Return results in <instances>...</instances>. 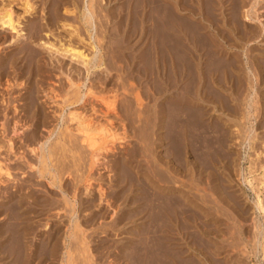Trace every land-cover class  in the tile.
Here are the masks:
<instances>
[{
	"label": "rangeland",
	"instance_id": "obj_1",
	"mask_svg": "<svg viewBox=\"0 0 264 264\" xmlns=\"http://www.w3.org/2000/svg\"><path fill=\"white\" fill-rule=\"evenodd\" d=\"M8 1H10V0H8ZM8 1L7 0H0V9L3 8L4 6H6ZM38 1L39 0H31L30 1V3L33 2L34 6H35V7L33 6L35 8L34 9L35 13L33 11L32 14L24 13V6H22V0L21 1L14 0L12 2L13 6L11 4V7H12V11L14 13L13 16H14L15 20L18 17L19 22H20L18 25L19 28L24 25L23 26L24 32H26L27 35L29 36V33H31V31L34 32L32 20L36 18V20L38 21L40 16L42 15V17L45 18L44 20H42L43 21L42 23L44 24L43 30L40 31V34L43 37L42 41L45 40V41H49L50 43H53V44L55 43L56 47H60L59 45H61V47H60L61 50L64 47H67V45L69 44L68 48L71 47V49L74 48V49H77V50L84 52V54H86L87 57L89 55L88 58H92L93 62L98 63L99 61H97V60L101 61L100 65L98 67L99 69L97 68L93 74L88 76L89 80H86V82L81 87L80 91L83 94L85 92L86 87L90 83H91L90 84L91 86L93 85L91 87V89H92L91 92H93V94L90 95L88 97V99L90 100L89 102L93 105L94 109L96 108L95 111L97 114L94 113V115L96 116V119L102 120L101 112H106L107 110H110L109 114L111 116L109 115V118L111 119V127L113 128L115 135H116V132H118L117 135L118 134L119 135L118 136L116 135L117 139L112 140L110 142H107V144L109 146L106 143L104 144V147H102L103 145H101V148H103L104 150L102 149L101 151H99L100 154H98V155H100V158H99V163L97 162L98 164L92 162V160H91L92 159V153L89 152V150H87L86 147H84V145L82 146L80 144V146H78L79 144H77V145H75L76 146L75 150H77V153H75L76 151L73 152L74 154H72V152H70V151L60 152L61 149H60V151L58 150L56 152L57 154L54 153L53 157L51 158L52 165L54 166L50 170L51 173L48 171L47 172L43 171L44 173H42L41 176L39 175V173L37 171L40 168L39 163H38L39 160L37 159V156L35 155V153L30 152V148L37 147L38 146L37 144H35V143L32 144L31 141L25 142L24 140H21V141L15 140L14 147H15V150L16 149L17 150H16V152L14 151V152L9 153L8 151H6V148H5V146H6L5 141L6 140H4V138L0 139L1 140L0 145L1 146L4 145L3 147L5 149L4 150L2 147L0 148V156H1L0 157V164H2L7 169L8 173H9V175L3 174V173L0 174V195H1L0 196V206H1L0 209L3 210V212L0 215L1 216L0 221H2L0 224V227L6 225V227L9 228V230L7 229L8 232H10L12 230L9 227V224H14V222L16 223L17 220H18L17 222L22 221L19 219L15 220L14 219L15 217L14 218L12 217L14 212L11 213L12 214L11 215L10 211L8 213L7 212L8 210L5 207L6 204L14 202L18 199H20V200L22 199L23 200V207L21 208L22 210L24 208V211H25L28 207H30L32 205L36 206V207H34V206L31 207V210L32 211L35 210L36 213L31 212L30 215L29 214H27L26 216L22 215L24 218H28V220L30 222H32L31 225H34V226L37 225L36 228H34L32 226L31 231L30 230L28 231V233L29 232L30 233H29V235H27L28 238L26 236V238H27L26 240H27V242L29 241L28 243H30V244H27V245L31 249H35L37 247L38 242L40 241V237L43 240L48 235L49 243L54 246V243L56 245L55 239L58 238L57 239V245L58 244L59 245L58 246L56 245V247H58V248H56V247L54 248L55 250L57 249L56 250L57 256L55 255L53 262L54 263L57 262L56 264H58L60 262V259L62 260L63 258H65L64 256H65V252L67 249V245L71 246L72 244H74L75 248H77V246H78V248H77L78 250L75 248H72L74 250L71 249L70 251H71V253H75V254H72V256L75 255L73 257L75 259L74 264H80V262H82V260H83L82 259L83 254H81L82 255L81 258H80V254H79V251L81 250V249H79V247L82 248V245L79 244L81 241V239H80L81 237L79 234L81 232H78L79 233L78 234L77 229H75V231H76L75 234L77 235L78 239L76 238V236H73V237L68 236V235H70V232H72L74 230V228H73L72 222H71V224H68V223H70L69 217H68V216H70V214L67 211L68 207H67V210L65 211L64 208L66 209V207H64L63 202L61 200L62 195H60V194H62L61 190H63L66 194L67 199H69L70 201L73 200V202L75 204L76 213H75L74 217H77L76 215L79 214L78 218H74V217L73 218H74V220L77 221L78 225H80L79 229H81L83 231L85 230V234L83 232L84 235L81 234V236L87 237L89 234L88 237H90V238L84 237V239L87 241L89 247L91 246L90 247L91 249L89 248L90 252H92L94 250V248L95 249L97 248L99 250V251H97V249H96L95 251H93V254L95 255V257L99 258V260H98L95 257H93L95 259V262L97 260V262L99 261L98 263H100V264H102L103 262L105 264H123V263L124 264H133V262H135V260H132V259H134L133 258L135 256L134 253H136L135 249L133 248V245L139 239V237H137V234H138L137 231L138 230L140 231V229L145 227V225L143 224V223H145V221H146V223L147 222L150 223L151 217H152V216H150L152 214L151 209L153 207V204L155 203L151 199H154L152 191H154L156 188H154L152 186L150 189L149 186L151 185V182L156 184L159 178L156 175L157 173H155L156 170H153V169L155 167H156L155 169L161 168L159 170L163 169L166 172V168L160 167V165H159L160 163L158 162L157 159H158V157L162 158L163 155L167 156L168 153L164 151L166 149V146H167V142H166L168 139L167 135L173 127V129H175V128L177 129V130L176 129L173 130V133H175L176 136L182 135L181 136V139L183 142V143H181V146L183 147L182 150L184 148L188 149V150L187 151L183 150L184 153H186V155L182 151V153H183L182 157L183 156H185V157H183L184 160H183V158H182V160L180 159L181 162L179 161L178 158L175 159V156L173 154L172 155L174 157L172 155H170L173 168L175 169V171H179V173L178 172H175V173L173 172V174L171 173V175H172L171 177H173V176L175 177V178L173 177L172 179L173 180L175 179L174 181L177 184L173 181V186H172V184H170V185L174 188V195L176 194V196H178L179 198H181L180 196H184V195L186 196V197L184 196L183 201L185 200L184 204H187L189 206L188 211H187L188 213H186L187 216H189L190 214L191 215L193 214L192 216L190 215L192 217V219H190V216H189L188 224L190 223L189 225H191V226H188L187 230H186V228H184V226H182L183 222L180 221L179 225H181V226H179L178 223H175V226H177V227L174 228V233L176 231L177 235L174 234L175 237H174L173 241L176 239H178V240H176L177 243L174 242L173 246L176 247L177 250L179 248L180 249L182 248L181 250H183V251H181L179 249L181 251L182 256H181V254H178L177 256L175 255V257L173 256V258H174L173 261H175V259L179 258L178 261L180 259L183 261V262L179 261L181 264H264V255L261 252V247H259L260 243L262 241L261 237L264 235V234H261V233H264L263 232L264 231V210L261 212V211L257 210V208H255V202H256V192L255 191L257 190L256 188L258 185L257 178L259 179L261 177L260 175H262V172L260 170V165H262L264 162V145H262V144H264V139H263L264 138V100H263L264 99V24H263L264 23V0H220V1L219 0H208L211 2H206L204 0H190V1L184 0V2L182 0H179L180 2L178 0L177 1L175 0L176 2L175 1L173 2V0L172 1L169 0V2L172 3V5L174 4V7L176 6L175 8L174 7L172 8L173 14H174L175 10H176V13H178V14L173 15V16L176 15V17L178 15L177 18L173 17V20H174L173 26L175 27L174 31H173V33H174L173 34V41L175 42V39L178 41L176 42L177 44L175 43L176 47L174 46V42L172 43L173 44V47H172L173 50L171 49L172 55L171 54L170 55L173 58L170 56H167V58L168 57H170V58L167 59L166 62L168 61V63H169L170 59H171V61L173 59L174 62L176 60V64H177V65L175 64L176 66L173 64L171 65V64H168L166 62H163V60H160L161 58L158 59L160 57L159 52H158L159 57L156 55L157 54V48H156L157 44H155V41L157 42L158 39H157V37H154V39H152L153 33L155 32L154 36H157V34H156L155 30L152 33V31H153L152 27L154 29L156 27H155V25L153 26V24H152V23H155V22H153L154 19L152 18V23L150 20V18L153 17V15H154V12H153L154 6H152V4H154V3H152L151 0L149 2L147 0H145L146 4L144 3V1H143V3L140 4L139 0H137V1L136 0H94V1L93 0H90V1L89 0H61L60 5L58 6V9H57V14L60 15V17H62V18H61V20H59V22H56V24L54 23L53 25H50V26L46 25V22H47L46 18L48 17L49 12H51L50 10H52L51 2L53 0H50V2L48 1L47 2L48 5L46 4L45 7L42 6L40 4V2H38ZM91 1H92V3L90 4V7H88V8L91 9L93 21L91 22V25H87L81 21L83 19L80 16V14L86 6H89V3ZM128 1H130L129 3H131V4H129ZM185 1H187L186 2L187 5H184V4H186ZM194 1L196 2V4L199 7L195 6L196 4ZM203 1L205 2L204 6H203V4L200 5L201 3H203ZM5 2H6V4H5ZM161 2H163V1H161ZM190 2H191V4H190ZM149 3H152V4L147 5ZM180 3H182L183 5L182 4L180 5ZM208 3H211V4H209V6H211L214 9V10H212V12H211L212 8H210L209 10L206 9V7H209V6H207ZM142 4H144L145 6L147 5L146 6L147 9H145L146 7L144 5L142 6ZM214 4H216V5H214ZM218 4H220V6ZM252 4H255V5H253L251 7ZM137 5H139L138 8H137ZM188 5H189V7H188ZM148 6H149V8L151 6L152 10H149ZM181 6H183V8ZM191 6H193V7H191ZM217 6H218V8H217ZM221 6L224 8H222ZM41 7L44 8L43 13L38 12L41 10ZM139 7H140V10L142 9L141 11L139 10V12H142V11H144V12L139 13L138 12ZM177 7H180L178 9H182L183 12H181L182 10L179 11L177 9ZM184 7L185 8L188 7L187 10L184 9ZM201 7H202V9H201ZM92 8L94 10H92ZM192 8L193 9L195 8L194 10H196V11H194ZM249 9H250V11H249ZM216 10H219V11H216ZM246 10L249 13H245ZM184 11H185V13H184ZM203 11L206 13H204ZM213 11L216 12V13L214 12L216 14L215 16H213L214 15ZM72 12H74V13L72 14ZM93 12H94V14H93ZM146 12L149 14L148 17H146L148 15ZM152 12H153V14H152V16H150ZM207 12H209V13L211 12L212 14H210V16H208L209 14ZM251 12H253L254 15ZM95 13L98 15V17L100 19H98V17L97 18L93 17V15L97 16V15H95ZM144 13L146 14V16ZM179 14H181V15H179ZM246 14L248 15V18H246V16H247ZM76 15L78 18L75 17ZM99 15H101V17ZM104 15L105 16L107 15V16L105 17ZM199 15H200V17H199ZM211 15L215 18L213 19L211 17ZM182 16H183V18H182ZM184 16L185 17L187 16L188 18L187 17L186 18L189 20L186 21L187 19ZM205 17H206V19H205ZM181 18L183 19V21L181 20ZM21 19H23V20L21 21ZM179 19H180L181 23L184 22L183 24H185V22H186L185 26H187V22L191 21V19L194 20L195 22L193 21L192 23H194L198 27L200 26L199 29H201V30H199V32H198L200 34V36L197 35L198 36L197 37V36H194L192 34V36H193L192 37L191 33H190V37L188 39L187 35L189 34V30L187 29L188 31H186L185 30L186 27L184 29V25H182L183 28L181 27V24L178 21ZM212 19H213L214 23L212 21V23L210 24ZM248 19H250V20H248ZM77 20H78V22H77ZM175 20H176V22H175ZM206 20L209 22H206ZM177 22H179V23H177ZM222 22L223 23L225 22L224 25L221 24ZM22 23H23V25H22ZM57 23H61V24L58 25ZM175 24L179 26L178 28L180 30L177 28V26ZM63 25H65V26H63ZM93 25L98 26V27L96 26V29H98L97 31L95 29V26H93ZM202 25H203V27H202ZM204 25H207V26H204ZM214 26H216L217 30L215 29ZM219 26H220V28H219ZM78 27H80L82 32H84L83 34H82V32L80 33V35L77 34L76 31H78V32L81 31V30H79ZM92 27H93V29H92ZM150 27H151V29H150ZM180 27L184 30V32H183V30H181ZM88 28H90L89 29L90 31L88 30ZM203 28L207 29V31L204 30ZM103 29H104L105 35H102ZM175 29H176V32H175ZM99 30H101V32ZM202 30L204 31L203 34H202ZM221 30L223 31V34L221 33L222 32ZM98 31L100 33H102V34H100V35H102L101 38H100V36L98 37ZM1 32H2V30H1ZM207 32H209V34ZM8 33H10V32H8ZM186 33H187V35H186ZM204 33L206 34V37L204 39H202V41H201V38L204 37V35H205ZM96 34H97V38H96ZM11 35H12V33H11ZM175 35H177V36L180 35L181 38L177 39L179 37H177ZM210 35H211V37H210ZM213 35H214V37H213ZM88 36H90V37H88ZM149 37H150V39H149ZM195 37H197V38H195ZM89 38H90V40H89ZM102 38H105V39H102ZM185 39H188V40H186V42L184 44ZM190 39H192V41H190ZM213 39L214 40L216 39L215 40L216 42L214 41V43H213ZM193 40H194V42H193ZM205 40H207V42L210 41V44H209V42L208 43L206 42L207 44L210 45V47L206 43H204ZM70 41H71V43H70ZM181 41H183V42H181ZM196 41H199V42L201 41V42L199 44L198 42L196 43ZM24 42L29 43V39H25ZM100 42H102V45ZM124 42H126V43H124ZM202 42L204 43V44H202L204 46L203 49H202L203 46L200 47ZM98 43H100V45ZM186 43H187V45H186ZM194 43L196 44V50H194L195 49ZM147 44H148V46H147ZM151 44L152 45L154 44L153 47H151L152 46ZM182 44L184 46L188 47L189 49L191 48L192 51L190 52L191 49L187 51L188 48H186V47L184 48V46ZM189 44L193 45V46H190ZM198 44L200 46H198ZM205 44L207 47H205ZM181 45L183 46V48L180 47ZM6 46L7 45H3V46L1 45L0 46V55H5L7 52H10L12 50V54H10L11 55L10 57L14 56L16 54L17 50L15 51L12 48H10V47L8 48ZM73 46H75V47H73ZM93 46H94V48H93ZM154 46H156V47H154ZM218 46H220V48H218ZM32 47H34V46H32ZM101 47H102V49H101ZM124 47L125 48L128 47L129 50H125ZM214 47H216V49H218L217 51L222 50V51H219L220 54L218 52H216V49ZM224 47H226V48L224 49ZM34 48H35V50L38 49L37 51H39V56L42 57V59L44 61L46 60L48 62V60H49L48 52L44 49L42 50L39 47L37 48V46ZM119 48H120V50L122 49L123 51L121 50L122 51L121 52L119 50ZM177 48H179L178 51H180V49H182V50H184V52L188 53V55L184 54L185 56L182 57V59L184 60V63L179 59L180 54H178L179 56H177V54H176L179 52L178 51L173 52ZM199 48H201V49H199ZM206 48H207V51H206ZM104 49H106V50L103 51ZM209 49H210V51H209ZM107 50L110 52V54L108 53ZM116 50L119 52H117ZM152 50H155L156 53H155V51H152ZM200 50H201V52H200ZM202 50H204V51H202ZM212 50H213V52L214 51L216 52L213 54V56H212ZM45 51L47 54L45 53ZM102 51H103V53H101ZM193 51H194V53L195 52L196 53L194 54ZM94 52H95V55H93ZM151 52H153V56H152ZM90 53L93 55L92 57H91ZM96 53H97V55H96ZM106 53H108V55ZM190 53H191V55L194 54L192 56L193 59H192ZM207 53H208V55H210V59H208L209 56L206 55ZM198 54H200V55H198ZM216 54H219V56H217L218 59L214 57V55H216ZM150 55L153 57L154 61L152 60V57ZM173 55L177 56V58L176 57L174 58ZM203 55H204V57H203ZM235 55H236V57H235ZM95 56H96L97 60H95ZM103 56H106V58H104ZM211 57H213V59L214 58L217 59L218 63H217V60H215V59L213 60ZM219 57H220V60L222 59L221 60L222 64L220 63V65H222V66H220V67H223V68H220L217 65L220 62ZM148 58L150 60H148ZM190 58L192 60H190ZM197 58H198V60H197ZM157 60L160 62L159 66L161 65V63L164 64V65L162 64L160 66V67H162L161 68L162 70L159 69L160 67L158 66ZM204 60H206L205 62H207V63H205ZM63 61H65V63H66V62H69V59H67L65 57L63 59ZM105 61H106V64L104 65ZM150 61H152V62H150ZM177 61H179V62H177ZM213 61H216L217 64H215ZM26 62H27V60H26ZM185 62H186V64L187 63L188 64L186 65ZM208 62H210V63L212 62L211 64H215L216 68H215V65H210V63L208 64ZM178 63L180 64L179 67H178V65H179ZM181 63H183L182 64L183 68L181 66ZM166 64H168V65H166ZM191 64H192V66L194 65L193 69H196V70H193L194 72H197V70H198V72L195 73L198 76L194 75V77L196 79L193 76L189 77V75L191 73L193 75V72H191V73L187 72V70L189 71L192 69ZM205 64L207 65L206 70H205V68H206ZM169 65H170V68L168 67ZM209 65L211 67V71L208 70ZM24 66L26 67V73H27L29 70V66H30L29 62L24 64ZM213 66H214L213 70L216 69L219 71L221 69L220 70L221 72L215 71V74L213 75V73H214L212 70ZM151 67H152V69L155 68V70H151ZM188 67H191V68H188ZM197 67H198V69H197ZM164 68H165L166 72H165ZM176 68L177 69L180 68L179 71H177ZM202 68H204V69H202ZM156 69H157V71H156ZM224 69H226V70H224ZM163 70H164V72H163ZM180 70H181V72L183 71V73H180ZM199 70L201 71V73L199 72ZM173 71L175 72V74L170 75V72L174 73ZM204 71H209L210 74H209V72H204ZM225 71H227V72H225ZM153 72L156 73V75L155 74L152 75ZM161 72H162V74L164 73L163 74L164 76L162 74H160ZM26 73H25V77H24L25 80L23 79L22 81L24 83H26V87H29L30 85H32L30 87L31 94H34L37 97V100H36L37 103L36 104L39 107V111L44 110L42 112L46 113L47 116L52 117L53 113L51 111H53L54 105H55L54 103L52 104V102L54 100L50 99L48 97H45L44 93H42V91H40V90H43V88H46V85H47V87L50 86L51 84L58 86L59 82H57L56 80H58V78H60L61 82L63 83L65 81V77L63 75H59L60 76L59 77L57 75L58 70L54 69V71H52V72L49 71V72L45 73V75H47L46 76L47 79L44 80V82L46 84L45 85V84H40V81L42 79L39 78L38 75L37 76L33 75V77H32L28 73L27 74ZM178 73H179V77H178ZM220 73H222L223 75L221 76ZM166 74L172 76V77L168 76L169 78H171L170 79L171 81H169L168 77H167L168 79H166V76H167ZM182 74L184 76L186 74V76L192 81L188 80L187 77L186 76L184 77ZM187 74H189V75H187ZM203 74L204 75L207 74L208 75V76L206 75L207 78L206 77L204 78ZM160 75L162 76V79L159 78ZM91 76H93V77H91ZM153 76H155V77H153ZM180 76H182V78ZM212 76L214 79L212 78ZM219 76H221V77L219 78ZM61 77L64 80H62ZM96 77L101 78V80L98 79V81H99L98 82L96 80L97 79ZM113 77H114V79H113ZM120 77H121V79H120ZM91 78H93V79H91ZM158 78L160 80H162L163 83H161V81ZM191 78H193V79H191ZM216 78H218L220 81L223 80L224 83H223V81H221L222 83H220V85H219V83L217 81L218 79H216ZM35 79H37L36 81L39 83V84L37 83V85H39V87L41 89L33 85L36 82ZM107 79H108L109 83H108ZM177 79H178V82H176ZM204 79H205V81H204ZM210 79H212V81H214V82H212ZM32 80H33V82H32ZM90 80L92 82H90ZM155 80H158L159 82H156ZM165 80H167V82ZM186 80H188V81H186ZM206 80H207V83H206ZM10 81L14 83V80L12 81V79H11ZM27 81L30 82V85ZM93 81H95V82H93ZM173 81L176 83V84H173L175 89L172 86ZM183 81H185V82H183ZM203 81H204V83H203ZM208 81H209V85H208L209 88H207V90H206L204 87L205 86L207 87ZM2 82H4V80ZM170 82H172V83H170ZM186 82L189 85V87H188V85L187 86L185 85ZM192 82H194L195 84H196V82H198V83L195 85ZM101 83L103 85H101ZM190 83L193 84L192 86H195L194 89H196V90H194L192 88V86H190ZM210 83H212L213 86H211ZM63 84H66V81ZM160 84L162 86H159ZM216 84H217V86H216ZM221 84L225 87L223 88V86ZM168 85H170L169 88H167ZM184 85H185V87H184ZM197 85L198 86L200 85V87H199V88H201L200 90H199ZM171 86L173 88H171ZM163 87H165V88H163ZM202 87H203V91L205 89V92L207 94L211 95V93H212L213 96L210 98L209 95L207 96V94H205V92H202ZM212 87H214V89ZM2 88H3V86L0 85V90ZM13 88H15V89H13ZM13 88H12L13 90L12 89L11 90L14 93L10 91L11 95L6 94L7 97L5 96V98H9L12 100L17 99L18 96L20 97V95H22L26 92V90L23 89L24 88L23 86L22 87L19 86V88L16 86H13ZM31 88H33V89H31ZM37 88L40 90H37ZM190 88L193 89L194 93L191 92L192 89H190ZM112 89H113V91H112ZM187 89H188V91H187ZM18 90H20V91H18ZM175 90L178 91V93ZM184 90H186V94H184L185 93V92H183ZM1 91H3V90H1ZM36 91H37V93H36ZM161 91H162V94L160 93ZM168 91H171V92L169 93ZM172 91H174L173 92L174 95L176 93L177 96L176 95L172 96L173 95ZM189 91L192 94V96L189 93ZM195 91L198 95H196ZM199 91H201V92L199 93ZM218 91L222 94H220V93L218 94ZM62 92H60V93L58 92L60 94V97L58 96V100L56 98V101L59 102L60 104L67 103L68 98H69L68 95L64 96V92L63 93ZM182 92H183V94H181V95H186L187 97L182 96L183 98H181L180 93H182ZM1 94L2 93L0 92V95ZM12 94L14 96H12ZM157 94H159L161 96H159V98H157L158 97ZM170 94L172 97H170ZM200 94L201 95L204 94L205 95L204 97L205 98L208 97L207 98L208 100L203 98V95L201 97ZM178 95L180 97H178ZM216 95L218 96L219 99L217 97L214 99V96H216ZM230 95H232V96H230ZM189 96L191 98L194 96L195 97L191 99ZM40 97H41V99H40ZM173 97H175V99ZM180 98L182 99V102H181ZM187 98H189L190 100L189 99L187 100ZM199 98H202L203 101H205V103L203 101H201L202 99H199ZM62 99L64 101H62ZM176 99H177V101L178 100L179 101L178 102L175 101ZM197 99L200 100L201 103ZM212 99H214V101ZM216 99H217V103L220 100L219 101L220 104L219 103L215 104ZM242 99H243V101H241ZM251 99H252V101H251ZM186 100L188 101L186 103H189L188 104L189 106H191V103L194 100H197L196 103L194 101L195 104L192 103V106L197 105L199 103L196 106L197 109L203 108V110L201 109V111L203 113L201 121H203V122L205 121V123H203V125H204L202 127L203 129H201V127H200L201 132H199L200 130H198L197 136H195V137H193L192 135H196V132H195L196 130L193 131V134H192L191 127L186 122H184V123L181 122L182 123L181 127H180V124H178V125L176 124L177 127L181 128L178 131V128L175 126L176 122H174L173 117L170 116L172 114L170 113L169 109L171 107H173L172 104L174 102H175V104H177L179 102H181V103L184 102V104H185ZM206 100L209 102L211 101V102L207 103ZM221 100H223V101H221ZM222 102H224V104L226 103L227 105H224ZM19 103L21 104L22 102H19ZM170 103H172V104L170 105ZM202 103H203V105H202ZM206 103H207V105H206ZM50 106H52V107H50ZM74 106H70V107L65 108V111L63 113V121H61V119H60L58 124L56 125V121L53 120L52 118H49L47 126L51 129L56 125V128H55L56 133L58 132V129H60V130L64 129V126L68 123L67 122L68 121L67 112H69V110ZM157 106L160 107L161 110L164 108L165 114H164V110H162V111L160 109L158 110ZM223 106H225V107L223 108ZM226 106L229 108L226 109ZM231 106H232V109H230ZM0 107H1V105H0ZM87 107H89V106H87ZM167 107L168 108L170 107V108L167 109ZM196 107H194V108H196ZM2 108L3 107L0 108V134L3 133V130L1 128V124L3 123L5 125V134H8L11 136L12 126L10 124H11V120L13 118L12 117V111H11V109H10V111H8V110L3 111L4 109H2ZM112 108H113L114 112L111 111ZM155 108H157V109H155ZM204 108H205V110H204ZM32 109H36V108H34V106L32 107L30 105L29 110H32ZM166 109H167V111H166ZM228 109H230V110H228ZM119 110H120V113H118ZM231 110H233V111H231ZM3 113H8L6 116L7 117L10 116V117L9 118L6 117L5 119H1V116L4 115ZM155 113H157V114H155ZM161 113L164 114L163 116H165V117H163ZM118 114H119V116H118ZM153 114H155V115H153ZM120 115L122 117H120ZM246 115H249V116H246ZM137 116H139L140 119H139V117L137 118ZM154 116H155V118H154ZM115 117L118 119H115ZM170 117H172L171 119H173V120H171ZM66 118H67V120H66ZM161 118H163V119H161ZM165 118H166V122L164 121ZM245 118H247V119H245ZM183 119H185V117H183ZM114 120H116V122ZM160 120H161V123L159 124ZM162 121H164L165 123ZM223 121H224V123H223ZM64 122H67V123H64ZM162 123L165 124L166 126H164ZM185 123H186V125H188L190 127V128L189 127H187V128L190 129L191 133L189 132V130L187 131V128H185V126H186V125H184ZM152 124H153V126H152ZM159 125H160V127H159ZM167 126L168 127L170 126L171 129L168 128ZM214 126H216V127H214ZM39 127H40V129H39ZM39 127L35 128L34 125L32 124V122H28V124L24 128L19 129V131L24 130V132L28 131L30 133L34 130L37 133H41V134L43 133L44 134L46 132V129H49L48 127H46V128L44 126L42 127V125H40ZM152 127H156V128L152 129ZM164 127L170 129V130L166 129L168 133H165L166 131H165ZM157 128H159V129H157ZM156 130H158V131H156ZM181 130L183 133L181 132ZM198 132H199V135H198ZM141 133H143V134H141ZM188 133H190V135H188ZM146 134H147V137H146ZM158 135H162V136L165 135L163 138H165L167 136L166 137L167 139L166 138L164 139L165 143L163 141L159 142V140L157 138ZM200 135H202V136H200ZM191 136H192V140H194V142H196L197 145H198V142H201V143H199L200 145L197 146L196 144H194V142L188 141L189 143L192 142V143H190L191 145L194 144L192 146L189 145V143L187 142V140L185 138H187L188 140H191ZM198 136L201 137L199 140H198V138H199ZM196 137H198V138H196ZM156 139H157V141H156ZM181 139H180V142H181ZM151 141L154 143H152ZM222 141L224 144H221ZM162 142H163V144H162ZM182 144H184L187 148L185 146H183ZM163 145H165L164 146L165 149H164V147L161 148V146H163ZM50 146L51 145L49 143L45 147L48 148ZM75 146H74V148H75ZM144 146H146V147H144ZM189 146H191V147H189ZM199 146H201L200 147L201 149L199 148ZM196 147L199 148V150H200V151L197 150L196 152H198V154L199 153H201V154L196 155L197 153L196 154L194 153L195 155H192L191 154L192 151L193 152H195V151L191 150V149L192 148L196 149ZM66 148L69 149L68 146ZM189 148H191V149L189 150ZM144 149H145V151H144ZM154 149H155V151L152 152ZM162 150L165 154H163ZM78 151H80V152H78ZM187 153H189V154H187ZM210 153H212V154H210ZM152 154H153V159H152ZM161 154H162V156H161ZM75 156H76V158H75ZM172 157H173V159H172ZM195 157L196 158L200 157V158L199 159L197 158L198 159L197 160V159H195ZM174 159H175L176 163L174 162ZM186 159H188V160L191 159V160L188 162ZM141 160H143V161H141ZM78 161H80V162H78ZM152 161L154 162V164H152L153 163ZM182 161H184V162H182ZM194 161H196V162L194 163ZM4 162H6V164ZM89 162H90V164L92 163L91 164L92 166L93 165L94 166L91 167ZM156 162H158V163L156 164ZM62 163H64V164H62ZM179 163H181V164L183 163V165L181 166V164L179 165ZM35 164H36V169H35ZM137 164L139 167L137 166ZM175 164L181 166V168ZM194 164H196V165H194ZM6 165H8V166H6ZM145 165H146V167H145ZM183 166H187L186 168L184 167L187 170H185L183 168ZM148 167H149V169H148ZM196 167H198V170ZM54 168H55V170H54ZM136 168L137 169L140 168V169H138V171H137ZM190 168H191V170H190ZM102 169H103V171H102ZM146 169H148V170H146ZM182 169H184V170H182ZM141 170L142 171L145 170V171L142 172ZM159 170H157V171H159ZM199 170L201 172H199ZM183 171L184 172L186 171V172L183 174H180ZM141 172H142V174H141ZM186 173H187V176H186ZM52 174L56 176L55 183H54V179H52L53 178V176H51ZM123 174H125V175H123ZM136 174H137V177H136ZM154 177H155V179H154ZM186 177H187V179H186ZM116 178L118 180H116ZM58 179H60V181ZM86 179H88L89 181ZM131 179H133V181ZM142 179L144 180V181H142L143 183L141 182ZM148 179H149V182L147 181ZM84 180H86V181L84 182ZM113 180H114V182H113ZM115 180H116V182H115ZM118 181H121L119 183V185L117 184ZM138 181L140 184L142 183L141 185H143V184L145 185V183L148 182V183H146L147 185H145L147 187L139 185L137 183ZM248 181H249V183H248ZM130 182L132 183V185ZM52 183L55 187L52 185ZM101 184H102V186H101ZM158 184L159 185H165L164 183L162 184L159 182H158ZM174 184H175V186H174ZM99 185H100V187H99ZM114 185L118 186L119 188H116V186H114ZM63 186H64V188H63ZM87 187H89V188H87ZM101 187L103 189H98ZM143 187H145L144 189L148 190V192L152 193V194H150V196L152 195V197L149 196V194L146 190H144V191L141 190ZM258 187L260 188V197H261V199L263 201V205H264V186H258ZM217 188L219 191L217 190ZM215 189H216V191H215ZM123 190H124V192H122ZM175 190L176 191L178 190V191L176 192ZM98 191H100L102 193L101 197L98 196L100 193V192L98 193ZM120 191L122 193H120ZM145 191L147 192L146 195H145ZM141 192H143V193H141ZM103 193H106V194H104V197H103ZM10 194L13 196L16 195L14 197V199H15L14 201L13 200L11 201V198L9 197ZM118 194H121V197H119L120 195L118 196ZM130 194H131V196H130ZM147 194L149 197L147 196ZM180 194H182V195H180ZM132 195H134V196H132ZM144 195L147 196L148 198L143 197ZM124 197H125V199H124ZM133 197H136V198L134 199ZM92 198H94V199H92ZM102 198H103V200H102ZM140 198H142V201L140 200ZM149 198H150V200H149ZM34 199H36V200H34ZM99 199L101 200V202ZM143 199H146V200L148 199L147 201H149V203H148V204H150L149 206H151V204L154 202L152 204V207H147L146 212L144 211L145 210L144 207L146 208V206H148V204H147V201L144 200V201H146V203H145L143 201ZM92 200L93 201L96 200V201H94V203H93ZM132 200H136L137 202L136 201L134 202ZM104 201H106V203ZM123 201H125V203ZM183 201L181 203H183ZM3 202L6 204H4ZM31 202H33L32 205H30ZM82 202H83V204H80ZM97 202H98V204H97ZM138 202L141 204L143 203L142 204V208H143L142 211L144 213L142 212L141 214H139V215L137 214V216H136V215H134L135 213L133 214L132 212H134L136 210H138V211L140 210L139 208H141V206H140L141 204H139ZM190 202H192V203L190 204ZM93 204H95V205L93 206ZM193 205H194V208L192 207ZM3 206L6 209L2 208ZM109 206H113L114 208H112V210H111V207H109ZM117 206L119 208H122V209L119 210V208ZM137 206H140V207L137 208ZM59 207H60V209H58ZM85 207H87V208H85ZM200 207L201 208L203 207V210ZM115 208H116V210H115ZM189 208H191V209L189 210ZM149 209L151 212L148 211ZM191 210L193 212L190 213L189 211H191ZM198 210H201V212H199L200 214L198 213ZM114 211H116V212H114ZM118 211L120 212V214L123 211L122 214L124 216L119 215ZM113 212L116 215L118 214L117 216H119V218H116L117 221L113 220V222L115 221L114 223H112V221H111L112 219H115V217H116V216L113 217V214H114ZM125 212H126V214H124ZM195 212L198 213V214H196L197 216L194 215ZM4 213L6 214V216ZM90 213L92 215H90ZM95 213L97 215H95ZM149 213H151V214L147 217L148 219H146V214H149ZM3 214H4V216H3ZM7 214H8V216H10L12 218H9L7 216ZM131 214H133L132 216L133 217L135 216V217L133 218L132 216H128ZM2 216L6 217V218H3ZM95 216H96L97 220H96ZM99 216H102L101 220H100ZM121 217H122V219H120ZM129 217L133 218L132 221H131V219H129ZM193 217H196V218L194 219ZM67 218H68V220H67ZM123 218H124V220H123ZM35 219H37V220H35ZM78 219H79V221H78ZM89 219H91L90 222H88ZM12 220H13V223H12ZM28 220L26 219V221H28ZM125 220H128L129 224L127 223V221L125 222ZM133 220H134V222H133ZM8 221L9 222L11 221V223H8ZM92 221H94V222H92ZM190 221H193V222H190ZM79 222H80V224H79ZM95 222L98 224H96ZM100 222L105 223V224H102V226L104 228L100 227L101 226V225H99ZM117 222L118 223L120 222L119 226H118V224L115 225V223H117ZM87 223L88 224L90 223L89 225H91L92 223H95V225L94 226L92 225L90 227L88 225V227H89V229H88V227L86 226ZM109 223L114 224L111 227V229H116L118 232H116V230H114V231L111 230L110 227H108V226H110L112 224H109ZM149 223H147V225ZM45 224L47 226H45ZM120 224H121V226H120ZM125 224L127 225V228H125L126 227ZM188 224L186 223V226ZM98 225H99V227H98ZM106 225H108V226H106ZM196 226H198L199 228ZM6 227H4V229L1 227L0 229L1 230L3 229L4 234L5 233L9 234L6 232V229H5ZM106 227H107V229H106ZM200 227L202 229H200ZM70 228H72V229H70ZM123 228H125L127 230H125ZM136 228H137V230L135 232ZM180 228H181V230L183 228H184V230H186V231L182 230L183 232H185V235H182L183 232H181ZM69 229H70V231H69ZM104 229H106V230H104ZM120 229H121V231H119ZM93 230L95 233L93 232ZM103 230H104V232H103ZM108 230H109V232H106ZM35 231H36V233H35ZM91 232L93 233V235ZM180 232H181V234H180ZM51 233H53V235ZM49 234H51V235H49ZM57 234L59 236L62 235V237H63L62 240L60 239L61 237L59 238V236ZM86 234H87V236H86ZM198 234H199V236H198ZM40 235H42V236H40ZM54 235H56V236H54ZM103 236L105 237V240L103 239L104 238ZM184 236H185V238H184ZM187 236H188V238H186ZM38 237H39V240H38ZM72 238H74V239H72ZM75 238L77 239L76 242H74ZM51 239L54 240V242L51 241ZM90 239H92V240L90 241ZM58 240L61 241L62 243L61 242L59 243ZM78 240H79V243H77ZM129 240H130V242H129ZM69 241H71L73 243H71L69 245V243H70ZM212 241H213V243H212ZM34 242H36V244ZM99 242L100 243L105 242V245H107V247L102 243L100 244ZM181 242H183V243H181ZM202 242H203V244H202ZM204 243H207V244L209 243V245H206ZM97 244H99V245H97ZM109 244H111V246ZM117 244H119V245H117ZM143 244H144V241L141 242V246H140L141 248L143 247V249L140 250V251H142V252H140L141 254L146 253L144 246H142ZM30 245L31 246L33 245V246L31 247ZM179 245H181L182 247ZM188 245H189V248H188ZM112 246H115V247H112ZM118 246H124V249L126 248V250L123 249L124 251H122V254L125 251L127 252L126 254L125 253L123 254L124 256H126V258L123 255H121V253L117 250ZM206 246H208V247H206ZM33 247H35V248H33ZM30 248H29V250H30ZM112 248H116V249H112ZM105 249L107 252L112 251V254H111V252L107 253L106 251H105L106 252L105 253L104 252ZM194 249H196V250H194ZM187 250H188V252H187ZM57 252H58V254H57ZM81 252L82 251H80V253ZM114 252H116L117 254H115ZM182 252H185V254ZM128 253H131L132 258L129 257L130 255H128ZM96 254H98L100 257ZM118 254L121 256L122 259L125 258V260H127V261L122 260V259L119 260L120 256ZM143 254L141 256V257H143V259L141 258L142 262H146V260H148V258L150 259V257L147 256L148 254H145V257L147 256L148 258H145ZM76 255H78L77 257H79L78 260L82 259L81 261L79 260L78 263L75 262V261H77L76 260L77 258H75ZM178 256H180V257H178ZM60 257H62V258H60ZM83 258H84V256H83ZM116 261H118L119 263H117ZM120 261H122V262H120ZM97 262H96V264H98ZM177 262L175 261V264H177ZM48 263L46 262V264H48ZM180 263H178V264H180ZM143 264H145V263H143Z\"/></svg>",
	"mask_w": 264,
	"mask_h": 264
},
{
	"label": "bare ground",
	"instance_id": "obj_2",
	"mask_svg": "<svg viewBox=\"0 0 264 264\" xmlns=\"http://www.w3.org/2000/svg\"><path fill=\"white\" fill-rule=\"evenodd\" d=\"M8 1V0H7ZM14 0H10V1H8V3L6 4V2H5V4H6V6H4L3 8H1L0 9V46L2 45H7L6 47H10V48H12L13 50H17L16 51V54L14 55V56H12V57H10L11 55L10 54H12V50L10 51V52H5L6 54L5 55H0V85L1 86H3V88L1 89V90H3V91H1L0 90V92L2 93L1 95H0V105H1V107H3L2 109H4L3 111H5V110H8V111H10V109H11V111H12V120H11V126H12V130H11V136L10 135H8V134H5V125L2 123L1 124V128H2V130H3V133H1L0 134V139H2V138H4V140H6L5 141V144H6V146H5V148H6V151H8L9 153L10 152H16V150H15V147H14V145H15V140H24L25 142H28V141H31L32 142V144L33 143H35V144H37L38 146L37 147H32V148H30V152L31 153H35V155L37 156V159L39 160L38 161V163H39V166H40V168L37 170L38 171V173H39V175L41 176V174L42 173H44L43 171H48V172H50V170H51V168L52 167H54L53 165H52V162H51V158L53 157V155H54V153H56L58 150L60 151V149H61V151L60 152H64V151H70V152H72V154H74L73 152L74 151H76L75 153H77V150H75L76 149V146L75 145H77V144H79L78 146H80V144L83 146L84 145V147H86V149L87 150H89V152H91L92 153V162H94V163H96V164H98L99 163V158H100V155H98V154H100V152L99 151H101L103 148H101V145H103L102 147H104V144L106 143L107 144V142H110V141H112V140H115V139H117V136L119 135H117V133L118 132H116V135H115V133H114V131H113V128L111 127V119L109 118V113H110V110H107L106 112H101V115H102V120H98V119H96V116L94 115V113L95 114H97L96 113V111H95V109H94V107H93V105L89 102L90 100L88 99V97L90 96V95H92L93 94V92H91V87L93 86H91L89 83V85L86 87V89H85V92L82 94L81 93V91H80V89H81V87L83 86V84L86 82V80H89V78H88V76L89 75H91V74H93L95 71H96V69L99 67V65H100V60H97L96 59V56H95V60H97V61H99L98 63H95V62H93L92 61V58H88L89 57V55H88V57L86 56V54H84V52H82V51H80V50H77V49H74L73 47H75V46H73L72 48L73 49H71V47L70 48H68V45H67V47H64L62 50H61V45H59L60 47H56L55 46V43L53 44V43H50L49 41H42L43 40V37H42V35L40 34V31H42L43 30V21L42 20H44L45 18L44 17H42V15L40 16V18H39V20L37 21L36 20V18L35 19H33L32 21H33V29H34V32H32L31 31V33H29V36L27 35V33L26 32H24V29H23V23H22V27H20L19 28V19H18V17H17V19L15 20V18H14V16H13V11H12V7H11V4H12V2H13ZM19 1H21V0H19ZM30 1L31 0H22V6H24V13H29V14H32V12L34 11V13H35V6H34V3L32 4V3H30ZM50 2V0H39L38 2H40V4L42 5V6H44L45 7V5L47 4V2ZM60 1L61 0H53L52 2H51V8H52V10H50L51 12H49V15H48V17L46 18V25H48V26H50V25H53L54 23L56 24V22H59V20H61V18L62 17H60V15H58L57 14V9H58V6L60 5ZM90 1V0H89ZM94 1V0H93ZM137 1V0H136ZM142 1V2H141ZM143 1H144V3L146 4V1L145 0H139V3L141 4V3H143ZM148 2L150 1V0H147ZM161 1H163V2H161ZM172 1V0H171ZM175 0H173V2H174ZM177 1V0H176ZM175 1V2H176ZM179 1V0H178ZM183 2H184V0H182ZM190 1V0H189ZM204 1H206V2H211V1H208V0H204ZM203 1V3H201L200 5H202L203 4V6H204V2ZM220 1V0H219ZM125 2V1H124ZM130 1H128V3H129ZM151 2L152 3H154V4H152V3H149V4H147V5H150V4H152V6H154L153 7V12H154V15H153V17H151L150 18V20H151V23H152V18L154 19V21L153 22H155V23H152L153 24V26L155 25V29L152 27V33L154 32V30L156 31V34H157V36H154V34H155V32L153 33V38L152 39H154V37H157V42L155 41V44H157V47L156 46H154V47H156L157 48V56L159 57V55H158V52L160 53V57L158 58V59H160V60H163V62H166V60L167 59H169L170 57H172L171 55V49H172V47H173V31H174V20H173V17H176V15L175 16H173L174 14H178V13H176V10H175V12H174V14H173V7H174V4L172 5V3L171 2H169V0H151ZM180 2V1H179ZM187 1H185V3H186ZM195 2V1H194ZM224 2V1H223ZM92 3V1L89 3V6H86L84 9H83V11L81 12V14H80V16L82 17V19L83 20H81L82 22H84V24H87V25H91V22L93 21L92 20V12H91V9L90 8H88V7H90V4ZM134 3V2H133ZM200 3V2H199ZM213 3V2H212ZM215 3V2H214ZM4 4V3H3ZM39 4V5H40ZM63 4V3H62ZM129 4H131V3H129ZM136 4V3H135ZM179 4V3H178ZM182 3H180V5H181ZM189 4V3H188ZM190 4H191V2H190ZM195 4H196V2H195ZM209 4H211V3H208V5L207 6H209ZM225 4V3H224ZM242 4V3H241ZM40 5V6H41ZM48 5V4H47ZM64 5V4H63ZM144 4H142V6H143ZM146 5V6H147ZM179 5V6H180ZM183 5V4H182ZM184 5H187V3L186 4H184ZM214 5H216V4H214ZM219 6H220V4H218ZM253 5H255V4H252L251 5V7L253 6ZM12 6H13V4H12ZM34 6V7H33ZM39 6V7H40ZM67 6V5H66ZM138 6L139 5H137V8H138ZM145 6V5H144ZM145 6V7H146ZM195 6H197V7H199L197 4L195 5ZM37 7V6H36ZM134 7V6H133ZM141 7V6H140ZM140 7H139V9H138V12H139V10H140ZM144 7V8H145ZM176 7V6H175ZM174 7V8H175ZM182 8H183V6H181ZM188 7H189V5H188ZM187 7V8H188ZM191 7H193V6H191ZM190 7V8H191ZM214 7V6H213ZM222 7V6H221ZM220 7V8H221ZM244 7V6H243ZM124 8V7H123ZM143 8V7H142ZM148 8H149V6H148ZM178 8H180V7H177V9ZM187 8H185L184 7V9H186L187 10ZM204 8V7H203ZM210 8H212L211 6H209V7H206V9L207 10H209ZM217 8H218V6H217ZM222 8H224V7H222ZM233 8V7H232ZM254 8V7H253ZM40 9V8H39ZM48 9V8H47ZM63 9V8H62ZM73 9V8H72ZM96 9V8H95ZM145 9H147V7L145 8ZM144 9V10H145ZM193 9V8H192ZM195 9V8H194ZM193 9V10H194ZM201 9H202V7H201ZM216 9V8H215ZM38 10V9H37ZM92 10H94L93 8H92ZM131 10V9H130ZM142 10V9H141ZM140 10V11H141ZM149 10H152L151 9V6H150V8H149ZM148 10V11H149ZM179 11L180 10H182V9H178ZM189 10V9H188ZM212 10H214L213 8L211 9V12H212ZM224 10V9H223ZM75 11V10H74ZM96 11V10H95ZM132 11V10H131ZM191 11V10H190ZM194 11H196V10H194ZM216 11H219V10H216ZM249 11H250V9H249ZM23 12V11H22ZM38 12H44V8L43 7H41V10L40 11H38ZM69 12V11H68ZM142 12H144V11H142ZM142 12H139V13H142ZM151 12V11H150ZM153 12L151 13V15L150 16H152V14H153ZM181 12H183V10L181 11ZM193 12V11H192ZM204 12V11H203ZM209 13V12H207L209 15L208 16H210V14H212V13ZM215 11H213V16H215L216 14V12L214 13ZM221 12V11H220ZM254 12V11H253ZM253 12H251L252 14H253ZM47 13V12H46ZM71 13V12H70ZM74 12H72V14H73ZM99 13V12H98ZM147 13V12H146ZM180 13V12H179ZM184 13H185V11H184ZM197 13V12H196ZM195 13V14H196ZM204 13H206V12H204ZM245 13H249V12H247V10H246V12ZM244 13V14H245ZM93 14H94V12H93ZM138 14V13H137ZM145 14V13H144ZM148 14V13H147ZM194 14V15H195ZM201 14V13H200ZM95 15H97L96 13H95ZM139 15V14H138ZM141 15V14H140ZM179 15H181V14H179ZM187 15V14H186ZM190 15V14H189ZM193 15V16H194ZM205 15V14H204ZM247 15V14H246ZM254 15V14H253ZM100 17H101V15H99ZM105 16V15H104ZM107 16V15H106ZM105 16V17H106ZM142 16V15H141ZM145 16H146V14H145ZM149 16V14L146 16V17H148ZM188 16V15H187ZM186 16V17H187ZM207 16V17H208ZM212 15H211V17L214 19L215 17H213ZM244 16V15H243ZM76 18H78L77 17V15L75 16ZM93 17H98V15L97 16H94L93 15ZM133 17V16H132ZM177 17H178V15H177ZM176 17V18H177ZM180 17V16H179ZM185 17V16H184ZM185 17V18H186ZM199 17H200V15H199ZM74 18V17H73ZM182 18H183V16H182ZM181 18V20L183 21V19ZM188 18V17H187ZM186 18V19H187ZM192 18V17H191ZM194 18V17H193ZM202 18V17H201ZM209 18V17H208ZM207 18V19H208ZM225 18V17H224ZM246 18H248V15L246 16ZM245 18V19H246ZM251 18V17H250ZM30 19V18H29ZM95 19V18H94ZM98 19H100L99 17H98ZM149 19V18H148ZM175 19V18H174ZM196 19V18H195ZM205 19H206V17H205ZM213 19L211 20V22H210V24L212 23V21H213ZM253 19V18H252ZM23 19H21V21H22ZM31 20V19H30ZM36 20V21H35ZM145 20V19H144ZM177 20V19H176ZM176 20H175V22H176ZM189 19H187L186 21H188ZM210 20V19H209ZM248 20H250V19H248ZM25 21V20H24ZM103 21V20H102ZM101 21V22H102ZM179 22H180V19L178 20ZM194 20H192L191 19V21H189V22H187V26H185V24H186V22H185V24H183V23H181L180 22V24H181V27L183 28V26L182 25H184V29H185V27H186V31H188L189 30V34L187 35V33H186V35L188 36V39H189V37H190V33H191V36H192V34L194 35V36H197V35H199L200 36V34L198 33L199 32V30H201V29H199V27L197 26V25H195L194 23H192ZM200 21V20H199ZM198 21V22H199ZM77 22H78V20H77ZM135 22V21H134ZM145 22V21H144ZM179 22H177V23H179ZM191 22V23H190ZM195 22V21H194ZM202 22V21H201ZM205 22V21H204ZM206 22H209V21H207L206 20ZM26 23V22H25ZM142 23V22H141ZM213 23H214V21H213ZM225 23V22H224ZM224 23L222 22L221 24L222 25H224ZM58 25L59 24H61V23H57ZM94 24V23H93ZM99 24V23H98ZM102 24V23H101ZM143 24V23H142ZM216 24V23H215ZM214 24V25H215ZM227 24V23H226ZM264 24V23H263ZM57 25V26H58ZM80 25V24H79ZM104 25V24H103ZM136 25V24H135ZM176 25V24H175ZM63 26H65V25H63ZM85 26V25H84ZM93 26H95V29H96V26L97 25H93ZM177 26V28L179 27L178 25H176ZM204 26H207V25H204ZM217 26V25H216ZM216 26H214L215 27V29L217 30V28H216ZM70 27V26H69ZM91 27V26H90ZM98 27V26H97ZM100 27V26H99ZM104 27V26H103ZM180 27V28H181ZM202 27H203V25H202ZM209 27V26H208ZM207 27V28H208ZM211 27V26H210ZM213 27V26H212ZM262 27V26H261ZM19 28V29H18ZM27 28V27H26ZM79 28V30H81L80 29V27H78ZM85 28V27H84ZM101 28V27H100ZM176 28V29H177ZM181 28V30H183ZM206 28V27H205ZM205 28H203L204 30H206L207 31V29H205ZM219 28H220V26H219ZM239 28V27H238ZM257 28V27H256ZM32 29V30H33ZM83 29V28H82ZM90 28H88V30H89ZM92 29H93V27H92ZM142 29V28H141ZM148 29V28H147ZM150 29H151V27H150ZM176 29H175V32H176ZM179 29V28H178ZM188 29V30H187ZM210 29V28H209ZM208 29V30H209ZM223 29V28H222ZM1 30H2V32H1ZM75 30V29H74ZM84 30V29H83ZM98 29H96V31H97ZM180 30V29H179ZM38 33H37V32ZM46 31V30H45ZM76 31V30H75ZM87 31V30H86ZM90 31V30H89ZM95 31V30H94ZM100 32H101V30H99ZM98 31V37L100 36V38H101V36L102 35H105L104 34V29L102 30L103 31V34L102 33H100ZM178 31V30H177ZM185 31V32H186ZM222 31V30H221ZM8 32H10V33H8ZM77 32V34H79L80 35V33L82 32V30L80 31V32H78V31H76ZM146 32V31H145ZM182 32V31H181ZM183 32H184V30H183ZM203 30H202V34H203ZM213 32V31H212ZM220 32V31H219ZM11 33H12V35H11ZM72 33V32H71ZM84 32H82V34H83ZM95 33V32H94ZM208 34H209V32H207ZM211 33V32H210ZM222 34H223V31L221 32ZM54 34V33H53ZM91 34V33H90ZM100 34H102V35H100ZM127 34V33H126ZM132 34V33H131ZM138 34V33H137ZM146 34V33H145ZM180 34V33H179ZM182 34V33H181ZM205 34V33H204ZM216 34V33H215ZM56 35V34H55ZM88 35V34H87ZM107 35V34H106ZM221 35V34H220ZM28 36V37H27ZM44 36V35H43ZM95 36V35H94ZM175 36H177V35H175ZM209 36V35H208ZM222 36V35H221ZM224 36V35H223ZM88 37H90V36H88ZM87 37V38H88ZM177 37H179V38H177V39H180L181 37H180V35L179 36H177ZM193 37V36H192ZM198 37V36H197ZM197 37H195V38H197ZM202 37V36H201ZM200 37V38H201ZM206 37V34L204 35V37H202L201 38V41H202V39H204ZM210 37H211V35H210ZM213 37H214V35H213ZM212 37V38H213ZM225 37V36H224ZM42 38V39H41ZM96 38H97V34H96ZM106 38V37H105ZM105 38H102V39H105ZM127 38V37H126ZM183 38V37H182ZM199 38V39H200ZM219 38V37H218ZM223 38V37H222ZM221 38V39H222ZM25 39H29V43H25L24 42V40ZM62 39V38H61ZM93 39V38H92ZM149 39H150V37H149ZM156 39V38H155ZM184 39V38H183ZM188 39H185V41H184V44H185V42H186V40H188ZM50 40V39H49ZM89 40H90V38H89ZM96 40V39H95ZM101 40V39H100ZM122 40V39H121ZM196 40V39H195ZM216 40V39H215ZM214 39H213V43H214V41H215ZM220 40V39H219ZM51 41V40H50ZM102 41V40H101ZM178 40H176L175 39V42H174V46H175V43L177 42ZM180 41V40H179ZM190 41H192V39H190ZM200 41V42H201ZM69 42V41H68ZM144 42V41H143ZM181 42H183V41H181ZM193 42H194V40H193ZM199 43L200 44V42L199 41H196V43ZM204 42V41H203ZM201 43V46L198 44V46H200V47H202L203 45L202 44H204V43H206L207 42V40H205V42L204 43ZM209 42V44H210V41H208ZM207 42V43H208ZM216 42V41H215ZM218 42V41H217ZM221 42V41H220ZM70 43H71V41H70ZM101 43V45H102V42H100ZM100 43H98L99 45H100ZM124 43H126V42H124ZM152 43V42H151ZM179 43V42H178ZM206 43V44H207ZM60 44V43H59ZM123 44V43H122ZM177 44V43H176ZM180 44V43H179ZM195 44V43H194ZM206 44H205V47H207L206 46ZM209 44H207L209 47H210V45ZM212 44V43H211ZM63 45V44H62ZM93 45V44H92ZM91 45V46H92ZM120 45V44H119ZM130 45V44H129ZM152 45V44H151ZM154 45V44H153ZM153 45L151 46V47H153ZM183 45V44H182ZM180 46V47H182L183 48V46ZM186 45H187V43H186ZM190 45V44H189ZM216 45V44H215ZM219 45V44H218ZM225 45V44H224ZM233 45V44H232ZM32 46H34V47H36L37 46V48L39 47V48H41L42 50L44 49V50H46L47 52H48V54H49V60H48V62L45 60H43L42 59V57H40L39 56V51H37V50H35V48L34 47H32ZM71 46V45H70ZM96 46V45H95ZM147 46H148V44H147ZM190 46H193V45H190ZM197 46V47H198ZM214 46V45H213ZM217 46V45H216ZM223 46V45H222ZM99 47V46H98ZM123 47V46H122ZM129 47V46H128ZM128 47H124V49L125 50H129V48ZM150 47V48H151ZM176 47V46H175ZM186 46H184V48H185ZM235 47V46H234ZM93 48H94V46H93ZM143 48V47H142ZM186 48H188V47H186ZM195 49L194 50H196V44H195V47H194ZM204 48V46L202 47V49ZM215 49H216V47H214ZM218 48H220V46H218ZM222 48V47H221ZM226 47H224V49H225ZM98 49V48H97ZM101 49H102V47H101ZM108 49V48H107ZM111 49V48H110ZM117 49V48H116ZM154 49V48H153ZM191 49V48H190ZM189 48L187 49V51L188 50H190ZM199 49H201V48H199ZM211 49V48H210ZM210 49H209V51H210ZM3 50V49H2ZM106 49H104L103 51H105ZM119 50H120V48H119ZM122 50V49H121ZM120 50V51H121ZM159 50V51H158ZM173 50V49H172ZM179 50V48H177L175 51H173V52H176V51H178ZM198 50V49H197ZM218 49H216V52H218L219 54H220V52L219 51H222V50H219V51H217ZM46 51H45V53H46ZM97 51V50H96ZM103 51L101 52V53H103ZM108 51V50H107ZM114 51V50H113ZM117 51V50H116ZM115 51V52H116ZM123 51V50H122ZM121 51V52H122ZM152 51H155V50H152ZM192 51V49L190 50V52ZM202 51H204V50H202ZM206 51H207V48H206ZM117 52H119V51H117ZM179 53H176L177 54V56H179L178 54H180V60L184 63V60L182 59V57H184L185 55L184 54H187L188 55V53L187 52H184V50H182V49H180V51H178ZM200 52H201V50H200ZM215 51L213 52V50H212V56H213V54L214 53H216ZM100 53V52H99ZM108 53L110 54V52L108 51ZM108 53H106L107 55H108ZM152 53V56H153V52H151ZM150 53V54H151ZM155 53H156V51H155ZM193 53H194V51H193ZM196 53V52H195ZM194 53V54H195ZM199 53V52H198ZM227 53V52H226ZM47 54V53H46ZM91 54V53H90ZM116 54V53H115ZM171 54V55H170ZM194 54H192L191 55V53H190V55H191V57L194 55ZM219 54H216V55H214V57L215 58H217V56H219ZM93 55H95V52H94V54ZM92 54H91V57L93 56ZM96 55H97V53H96ZM137 55V54H136ZM189 55V56H190ZM198 55H200V54H198ZM202 55V54H201ZM206 55H208V53L206 54ZM205 55V56H206ZM232 55V54H231ZM25 56V57H24ZM43 56V55H42ZM113 56V55H112ZM149 56V55H148ZM151 56V55H150ZM151 56V57H152ZM155 56V55H154ZM167 56H170V57H168L167 58ZM174 56V58L176 57L177 58V56H175V55H173ZM209 56V58L208 59H210V55H208ZM230 56V55H229ZM67 58V59H69V62H66L65 63V61H63V59L64 58ZM98 57V56H97ZM100 57V56H99ZM104 58H106V56H103ZM127 57V56H126ZM203 57H204V55H203ZM202 57V58H203ZM221 57V56H220ZM220 57H219V60H220ZM235 57H236V55H235ZM44 58V57H43ZM130 58V57H129ZM139 58V57H138ZM173 58V57H172ZM199 58V57H198ZM198 58H197V60H198ZM212 59H213V57H211ZM214 58V59H215ZM222 58V57H221ZM192 59H193V57H192ZM191 58H190V60H192ZM213 59V60H214ZM218 59V58H217ZM217 59H215V60H217ZM227 59V58H226ZM26 60H27V62H26ZM102 60V59H101ZM106 60V59H105ZM142 60V59H141ZM140 60V61H141ZM148 60H150L149 58H148ZM152 60H153V57H152ZM156 60V59H155ZM178 60V59H177ZM189 60V59H188ZM195 60V59H194ZM222 60V59H221ZM221 60H220V62H219V64H217L218 63V60H217V63H216V61H213L215 64H217L219 67L220 66H222V65H220V63H221ZM236 60V59H235ZM154 61V60H153ZM170 62L168 63V61L166 62V63H168V64H173V65H175L176 64V60H175V62H174V60L172 59V61H171V59L169 60ZM206 60H204V62H205ZM208 61V60H207ZM210 61V60H209ZM212 61V60H211ZM29 62V64H30V66H29V70H28V74L30 75V76H32L33 77V75H38L39 76V78H41L39 81H40V84H45V82H44V80H46L47 79V75H45V73H47V72H52V71H54V69H56V70H58V76L59 75H63L64 77H65V81H66V84H63L62 82H61V79L60 78H58V80H56L57 82H59V84H58V86L56 85H53V84H51L50 86H48L47 87V85H46V88H43V90H40L41 88L39 87V85H37V79H35V83L33 84L34 86H36V87H38V88H40V89H38L37 88V90H40V91H42V93H44V95H45V97H48V98H50V99H53L54 101L52 102V104L54 103L55 105H54V109H53V111H51L53 114H52V117L50 116H47V114L46 113H44V112H42V111H44V110H41V111H39V107L37 106V102H36V100H37V97L34 95V94H31V90H30V87L32 86V85H30V82H28L29 83V87H26V83H24L22 80L24 79V77H25V73H26V67L24 66V64H26V63H28ZM150 62H152V61H150ZM149 62V63H150ZM157 62H158V66H159V61L157 60ZM177 62H179V61H177ZM195 62V61H194ZM75 63V64H74ZM183 63H181V66H182V68H183ZM199 63V62H198ZM205 63H207V62H205ZM210 62H208V64H209ZM212 63V62H211ZM210 63V65H215V64H211ZM106 64V61L104 62V65ZM157 64V63H156ZM155 64V65H156ZM163 63H161V65H162ZM168 64H166V65H168ZM179 64V63H178ZM185 64H186V62H185ZM188 64V63H187ZM186 64V65H187ZM190 64V63H189ZM222 64V63H221ZM152 65V64H151ZM160 65V66H161ZM164 65V64H163ZM177 65V64H176ZM175 65V66H176ZM196 65V64H195ZM199 65V64H198ZM197 65V66H198ZM202 65V64H201ZM200 65V66H201ZM204 65V64H203ZM206 65V64H205ZM210 65L208 66V70H210L211 71V67H210ZM224 65V64H223ZM145 66V65H144ZM159 66V67H160ZM180 66V64L178 65V67ZM189 66V65H188ZM217 66V67H218ZM156 67V66H155ZM169 68H170V65L168 66ZM172 67V66H171ZM192 67V71L191 70H187L188 68H191ZM191 67H188L186 70H187V72L189 73H191V72H193V75H192V73L189 75V74H187V75H189V77H194V75H196L195 73H197L198 72V70H197V72H194L193 70H196V69H193V67H194V65L192 66V64H191ZM158 68V67H157ZM162 67H160L159 69H161ZM173 68V67H172ZM196 68V67H195ZM200 68V67H199ZM205 68V67H204ZM204 68H202V69H204ZM210 68V69H209ZM213 68H214V66L212 67V70H213ZM215 68H216V65H215ZM220 68H223V67H220ZM225 68V67H224ZM99 69V68H98ZM132 69V68H131ZM167 69V68H166ZM177 69V68H176ZM179 69L180 68H178L177 69V71H179ZM197 69H198V67H197ZM201 69V70H202ZM207 69V65H206V68H205V70ZM219 69V68H218ZM151 70H155V68L154 69H152V67H151ZM162 70V69H161ZM164 70H165V68H164ZM164 70H163V72H164ZM168 70V69H167ZM170 70V69H169ZM173 70V69H172ZM175 70V69H174ZM185 70V71H186ZM221 70V69H220ZM219 70V71H220ZM224 70H226V69H224ZM135 71V70H134ZM156 71H157V69H156ZM155 71V72H156ZM160 71V70H159ZM158 71V72H159ZM176 71V72H177ZM203 71V70H202ZM215 71H218V70H216V69H214L213 70V75L215 74ZM218 71V72H219ZM35 72V73H34ZM148 72V71H147ZM165 72H166V70H165ZM169 72V71H168ZM174 72V71H173ZM199 72L201 73V71L199 70ZM204 72H209V71H204ZM203 72V73H204ZM221 72V71H220ZM223 72V71H222ZM225 72H227V71H225ZM26 73V74H27ZM42 73V74H41ZM151 73V72H150ZM157 73V72H156ZM156 73H152V75L153 74H155L156 75ZM180 73H183V71L181 72V70H180ZM217 73V72H216ZM231 73V72H230ZM160 74H162V72L160 73ZM164 74V73H163ZM162 74V75H163ZM172 74H175V72L174 73H172V72H170V75H172ZM209 74H210V72H209ZM221 74V76L223 75L222 73H220ZM226 74V73H225ZM56 75V76H57ZM143 75V74H142ZM167 75V74H166ZM170 75H167L166 76V79H168L169 77L168 76H170ZM183 75V74H182ZM206 75L207 74H203V76H204V78L206 77ZM94 76V75H93ZM93 76H91V77H93ZM96 76V75H95ZM164 76V75H163ZM184 76V75H183ZM185 76H186V74H185ZM184 76V77H185ZM196 76H198V75H196ZM208 76V75H207ZM221 76H219V78L221 77ZM225 76V75H224ZM223 76V77H224ZM60 77V76H59ZM105 77V76H104ZM117 77V76H116ZM153 77H155V76H153ZM168 77V78H167ZM170 77H172V76H170ZM177 77V76H176ZM178 77H179V73H178ZM177 77V78H178ZM181 78H182V76H180ZM187 77V76H186ZM202 77V76H201ZM217 77V76H216ZM228 77V76H227ZM38 78V79H39ZM49 78V77H48ZM62 78V77H61ZM97 78V77H96ZM106 78V77H105ZM160 79H162V76L160 75V77H159ZM158 78V79H159ZM195 78V77H194ZM200 78V77H199ZM207 78V77H206ZM212 78H213V76H212ZM12 79V81L14 80V83L13 82H11L10 80ZM55 79V78H54ZM91 79H93V78H91ZM98 79H100L101 80V78H97L96 80L98 81ZM113 79H114V77H113ZM120 79H121V77H120ZM155 79V78H154ZM159 79V80H160ZM171 78H169V81H171L170 80ZM186 79V78H185ZM184 79V80H185ZM187 79L188 80H190L188 77H187ZM191 79H193V78H191ZM196 79V78H195ZM214 79V78H213ZM216 79H218V78H216ZM222 79V78H221ZM225 79V78H224ZM4 80V82H2ZM25 80V79H24ZM62 80H64L63 78H62ZM104 80V79H103ZM174 80V79H173ZM188 80H186V81H188ZM211 81H212V79H210ZM107 81H108V79H107ZM156 82H159L158 80H155ZM161 81V83H163L162 82V80H160ZM166 82H167V80H165ZM175 81V80H174ZM173 81V83L172 82H170V83H172V86H173V84H176L175 82ZM181 81V80H180ZM179 81V82H180ZM190 81H192V80H190ZM189 81V82H190ZM197 81V80H196ZM204 81H205V79H204ZM204 81H203V83H204ZM210 81V82H211ZM218 81V83H219V85H220V83H222L221 81H223V80H217ZM32 82H33V80H32ZM90 82H92L91 80H90ZM93 82H95V81H93ZM99 82V81H98ZM102 82V81H101ZM105 82V81H104ZM103 82V83H104ZM176 82H178V79H177V81ZM183 82H185V81H183ZM188 82V83H189ZM199 82V81H198ZM198 82H196V84L198 83ZM212 82H214V81H212ZM50 83V82H49ZM108 83H109V81H108ZM192 83H194V82H192ZM192 83H190V86H192L193 84ZM206 83H207V80H206ZM223 83H224V81H223ZM39 84V83H38ZM95 84V83H94ZM166 84V83H165ZM169 84V83H168ZM195 84V83H194ZM195 84V85H196ZM211 84V86H213L212 85V83H210ZM214 84V83H213ZM49 85V84H48ZM86 85V84H85ZM101 85H103L102 83H101ZM112 85V84H111ZM115 85V84H114ZM171 85V84H170ZM170 85H168V87L167 88H169V86ZM180 85V84H179ZM185 85L187 86L188 84H187V82L185 83ZM185 85H184V87H185ZM206 85V84H205ZM208 85H209V81H208V84H207V87L205 86H203L206 90H207V88H209L208 87ZM222 85V84H221ZM13 86H16V87H18L19 88V86H23L24 88L23 89H25L26 90V92L24 93V94H22V95H20V97L18 96V98L17 99H9V98H5V96H6V94H10V91L11 92H13L12 90L13 89H15V88H13ZM42 86V85H41ZM44 86V85H43ZM122 86V85H121ZM159 86H162L161 84L159 85ZM171 86V88H173ZM198 86V85H197ZM210 86V87H211ZM216 86H217V84H216ZM223 86V85H222ZM239 86V85H238ZM35 87V88H36ZM45 87V86H44ZM85 87V86H84ZM95 87V86H94ZM105 87V86H104ZM116 87V86H115ZM123 87V86H122ZM166 87V86H165ZM165 87H163V88H165ZM188 87H189V85H188ZM187 87V88H188ZM200 87V85L198 86V88ZM203 87H202V92H205V89H204V91H203ZM219 87V86H218ZM221 87V86H220ZM225 86H223V88H224ZM13 88V89H12ZM111 88V87H110ZM158 88V87H157ZM192 88L194 89L195 88V86H192ZM192 88H190V89H192ZM197 88V87H196ZM213 89H214V87H212ZM12 89V90H11ZM31 89H33V88H31ZM174 89H175V87H174ZM179 89V88H178ZM184 89V88H183ZM189 89V88H188ZM188 89H187V91H188ZM193 89L191 90V92H193L194 93V91H193ZM201 88H199V90H200ZM106 90V89H105ZM116 90V89H115ZM158 90V89H157ZM165 90V89H164ZM194 90H196V89H194ZM222 90V89H221ZM18 91H20V90H18ZM64 92V96L66 95H68L69 96V98H68V101H67V103H64V104H60L59 102H57L56 101V98H57V100H58V96L60 97V92ZM112 91H113V89H112ZM163 91V90H162ZM162 91L160 92L161 94H162ZM176 91V90H175ZM22 92V91H21ZM35 92V91H34ZM59 92V93H58ZM62 92V93H63ZM169 93L171 92V91H168ZM174 91H172V93H173ZM177 93H178V91H176ZM183 92H185L184 94H186V90H184ZM183 92L182 93H180V95L181 94H183ZM198 92V91H197ZM201 91H199V93H200ZM14 93V92H13ZM20 93V92H19ZM30 93V94H29ZM36 93H37V91H36ZM95 93V92H94ZM102 93V92H101ZM188 93V92H187ZM189 93H190V91H189ZM188 93V94H189ZM195 93H196V91H195ZM214 93V92H213ZM220 92L218 91V94H219ZM16 94V93H15ZM105 94V93H104ZM187 94V95H188ZM191 94V93H190ZM205 94H207L206 92H205ZM220 94H222V93H220ZM236 94V93H235ZM251 94V93H250ZM11 95V94H10ZM37 95V94H36ZM158 95V97L157 98H159V96H161V95H159V94H157ZM175 95H176V93H175ZM174 95V93H173V95L172 96H175ZM195 95V94H194ZM196 95H198L197 93H196ZM201 95V94H200ZM203 95V98H205L204 96V94H202ZM202 95H201V97H202ZM209 94H207V96H208ZM215 95V94H214ZM249 95V94H248ZM12 96H14L13 94H12ZM17 96V95H16ZM171 96V94H170V97H172ZM177 96V95H176ZM187 97L186 95H181V98H183V97ZM191 96H192V94H191ZM206 96V97H207ZM210 96V98L213 96V94L211 93V95H209ZM230 96H232V95H230ZM7 97V96H6ZM155 97V96H154ZM178 97H180L179 95H178ZM190 97V96H189ZM195 97V96H194ZM194 97H192V98H194ZM218 98V96L216 95V96H214V99L215 98ZM221 97V96H220ZM101 98V97H100ZM174 99H175V97H173ZM177 98V97H176ZM180 98V99H181ZM191 98V97H190ZM191 98V99H192ZM208 98V97H207ZM207 98H205V99H207ZM228 98V97H227ZM230 98V97H229ZM245 98V97H244ZM40 99H41V97H40ZM65 99V98H64ZM103 99V98H102ZM101 99V100H102ZM173 99V100H174ZM179 99V98H178ZM189 98H187V100H188ZM199 99H202V98H199ZM214 99H212L213 101H214ZM219 99V98H218ZM222 99V98H221ZM66 100V99H65ZM97 100V99H96ZM104 100V99H103ZM172 100V101H173ZM185 101V104H184V102L183 103H181L182 102V99H181V102H179V103H177V104H175V102L172 104V103H170V105L172 104L173 105V107H167V109H169L170 110V113L172 114V115H170V116H172L173 117V119H174V122H176L175 123V126L177 127V125L178 124H180V127L182 126L181 124V122H186L190 127H191V132H192V134H193V131H195L196 132V135H192L193 137H195V136H197V131L198 130H200V127H201V129H203L202 127L204 126L203 125V123H205V121L203 122V121H201V119H202V111H201V109L203 110V108H201V109H197V105L199 104H197V105H194L195 103H196V101L198 100H194L195 101V103H194V101L192 102V103H194L193 105L194 106H192V103H191V106H189L188 104L189 103H186V102H188V101ZM190 100V99H189ZM208 100V99H207ZM206 100V102L207 103H210L209 101H207ZM264 100V99H263ZM52 101V100H51ZM62 101H64L63 99H62ZM175 101H177V99L175 100ZM179 101V100H178ZM177 101V102H178ZM199 102H200V100H198ZM201 101H203V99L201 100ZM220 101V100H219ZM219 101H218V103H219ZM221 101H223V100H221ZM225 101V100H224ZM241 101H243V99L241 100ZM246 101V100H245ZM244 101V102H245ZM248 101V100H247ZM251 101H252V99H251ZM19 102H22L21 104L19 103ZM32 102V103H31ZM204 103H205V101H203ZM243 102V103H244ZM46 103V102H45ZM97 103V102H96ZM99 103V102H98ZM158 103V102H157ZM201 103V102H200ZM207 103H206V105H207ZM214 103V102H213ZM217 103V99H216V103L215 104H218ZM223 104H224V102H222ZM246 103V102H245ZM51 104V103H50ZM49 104V105H50ZM165 104V103H164ZM175 104V105H174ZM220 104V103H219ZM222 104V105H223ZM248 104V103H247ZM246 104V105H247ZM30 105L33 107L34 106V108H36V109H32V110H29V108H30ZM46 105V104H45ZM44 105V106H45ZM75 105V106H74ZM201 105V104H200ZM199 105V106H200ZM202 105H203V103H202ZM224 105H227L226 103L224 104ZM70 106H74V107H72L70 110H69V112H67V118H68V123L67 122H64V123H67L65 126H64V129H62V130H60V129H58V132L56 133L55 132V128H56V125L58 124V122H59V120L61 119V121H63V113H64V111H65V108L66 107H70ZM87 106H89V107H87ZM249 106V105H248ZM0 107V108H1ZM48 107V106H47ZM50 107H52V106H50ZM110 107V106H109ZM162 107V106H161ZM194 107H196V108H194ZM204 107V106H203ZM207 107V106H206ZM225 106H223V108H224ZM103 108V107H102ZM157 108H158V110L160 109V107H158L157 106ZM157 108H155V109H157ZM193 108V109H192ZM227 108H229V107H227L226 106V109ZM249 108V107H248ZM260 108V107H259ZM167 109H166V111H167ZM212 109V108H211ZM230 109H232V106H231V108ZM230 109H228V110H230ZM246 109V108H245ZM48 110V109H47ZM46 110V111H47ZM150 110V109H149ZM161 110V109H160ZM162 110H164V108L162 109ZM161 110V111H162ZM168 110V111H169ZM204 110H205V108H204ZM249 110V109H248ZM247 110V111H248ZM257 110V109H256ZM7 111V112H8ZM111 111H113L114 112V110H113V108L111 109ZM117 111V110H116ZM152 111V110H151ZM231 111H233V110H231ZM251 111V110H250ZM30 112V113H29ZM23 113V114H22ZM100 113V112H99ZM112 113V112H111ZM116 113V112H115ZM118 113H120V110H119V112ZM247 113V112H246ZM260 113V112H259ZM4 115H2L1 116V119H5L7 116V114L8 113H3ZM113 114V113H112ZM155 114H157V113H155ZM155 114H153V115H155ZM162 114V113H161ZM160 114V115H161ZM164 114H165V110H164ZM164 114H162V116L164 115ZM167 114V113H166ZM206 114V113H205ZM116 115V114H115ZM123 115V114H122ZM159 115V116H160ZM169 115V114H168ZM167 115V116H168ZM111 116V115H110ZM118 116H119V114H118ZM117 116V117H118ZM151 116V115H150ZM157 116V115H156ZM204 116V115H203ZM246 116H249V115H246ZM10 117V116H9ZM9 117H7V118H9ZM66 117V116H65ZM120 117H122L121 115H120ZM139 116H137V118H138ZM163 117H165V116H163ZM172 117H170V119L172 118ZM183 117H185V119H183ZM260 117V116H259ZM49 118H52L53 120H55L56 121V125L53 127V128H49L48 126H47V124H48V119ZM67 118H66V120H67ZM98 118V117H97ZM119 118V117H118ZM118 118H116L115 117V119H118ZM136 118V117H135ZM154 118H155V116H154ZM157 118V117H156ZM168 118V117H167ZM248 118V117H247ZM247 118H245V119H247ZM11 119V118H10ZM9 119V120H10ZM120 119V118H119ZM122 119V118H121ZM139 119H140V117H139ZM161 119H163V118H161ZM173 119H171V120H173ZM241 119V118H240ZM7 120V119H6ZM35 120V121H34ZM52 120V121H53ZM135 120V119H134ZM157 120V119H156ZM65 121V120H64ZM115 122H116V120H114ZM122 121V120H121ZM164 121L166 122V118L164 119ZM164 121H162V122H164ZM10 122V121H9ZM28 122H32V124L34 125V127L35 128H38L40 125H42V127L44 126L45 128L46 127H48L49 129H46V132L43 134H41V133H37V132H35L34 130L32 131V132H24V130H20L19 131V129H22V128H24L27 124H28ZM120 122V121H119ZM135 122V121H134ZM164 122V123H165ZM214 122V121H213ZM22 123V124H21ZM156 123V122H155ZM158 123V122H157ZM161 123V120H160V122H159V124ZM186 123L184 124V125H186ZM222 123V122H221ZM223 123H224V121H223ZM9 124V123H8ZM30 124V123H29ZM119 124V123H118ZM163 124V123H162ZM161 124V125H162ZM177 124V125H176ZM142 125V124H141ZM164 126H166L165 124H163ZM188 125H186L185 126V128H187V127H189ZM7 126V125H6ZM10 126V127H11ZM121 126V125H120ZM137 126V125H136ZM152 126H153V124H152ZM156 126V125H155ZM115 127V126H114ZM138 127V126H137ZM157 127V126H156ZM156 127H152V129L153 128H156ZM159 127H160V125H159ZM168 127V126H167ZM180 127H177L178 128V131L181 129ZM189 127V128H190ZM214 127H216V126H214ZM27 128V127H26ZM25 128V129H26ZM34 128V129H35ZM165 128V127H164ZM168 128H170L171 129V127L169 126ZM168 128H165V133H168L167 132V130L166 129H168ZM258 128V127H257ZM39 129H40V127H39ZM140 129V128H139ZM144 129V128H143ZM151 129V130H152ZM157 129H159V128H157ZM161 129V128H160ZM170 129H168V130H170ZM176 129V128H175ZM175 129H173V127H172V129H171V131L168 133V139H167V146H166V149H165V145H163V146H161V148L162 147H164V151L165 152H167L166 154H167V156H162V154H161V156H162V158H159L158 157V162L160 163L159 165H160V167H165L166 168V172L162 169V170H159V169H161V168H157V169H153V170H156V172L155 173H157L156 175L158 176V181H157V183L155 184V183H152L151 182V185L149 186V188L151 189V187L153 186L154 188H156L154 191H152L153 192V198L154 199H151V200H153L152 202L154 203H152L153 204V207H152V204H151V206H149L150 204H148L149 203V201H147L146 199H143V201L144 200H146L147 201V204H148V206H146V208L144 207V211L146 212V209H147V207H152V209H151V211H152V214L151 213H149V214H146V219H148L147 217L150 215V216H152L151 217V221H150V223L149 222H147V223H149L148 225H147V223H146V221H145V223H143L144 225H145V227L144 228H142V229H140V231L138 230L137 232H138V234H137V237H139V239H138V241L136 242V243H134V245H133V248L135 249V252L136 253H134L135 254V256L133 257L134 259H132V260H135V262H133V264L135 263V264H143V263H145V264H175V261L177 262L178 261V259L179 258H177V259H175V261H173V256L175 257V255L177 256L178 254H181V251H183V250H181L180 248V250L178 249H176V247H174L173 245H174V242H176V240H178V239H176V240H174L173 241V239H174V234L175 235H177L176 233V231H175V233H174V228L175 227H177V226H175V223H178V225L180 224V221L181 222H183L182 224V226H184V228H186V230H187V228H188V226H191V225H189L188 224V219H189V216L191 215H189V216H187V214L186 213H188L187 211H188V205L187 204H184V201H183V198H184V196H180L181 198H179L178 196H176V194L174 195V188L172 187L173 186V181L175 180H173L172 178L174 177H171L172 175H171V173L173 174V172L175 173V172H178L179 173V171H175V169L173 168V165H172V161H171V157H170V155H174L175 156V159L176 158H178L179 159V161H180V159L182 160V158L183 157H185V156H183L182 157V155H183V153H184V151L183 150H188V149H183L182 150V146H181V143H183L182 142V139H181V136L182 135H179V136H176V134L175 133H173V130H175ZM183 129V128H182ZM177 130V129H176ZM189 130V132H190V129H188L187 128V131ZM214 130V129H213ZM8 131V130H7ZM30 131V130H29ZM142 131V130H141ZM156 131H158V130H156ZM250 131V130H249ZM144 132V131H143ZM160 132V131H159ZM163 132V131H162ZM181 132H182V130H181ZM190 132V133H191ZM194 132V133H195ZM199 132H201V130L199 131ZM199 132H198V135H199ZM205 132V131H204ZM251 132V131H250ZM158 133V132H157ZM161 133V132H160ZM178 133V132H177ZM183 133V132H182ZM190 133H188V135H190ZM215 133V132H214ZM141 134H143V133H141ZM163 134V133H162ZM179 134V133H178ZM187 134V133H186ZM255 134V133H254ZM155 135V134H154ZM166 135V134H165ZM165 135H158V140H159V142L160 141H163L164 142V139L165 138H163ZM187 135V136H188ZM262 135V134H261ZM126 136V135H125ZM192 136H191V140H188L187 138H185L186 140H187V142L188 141H192V142H194V140H192ZM200 136H202V135H200ZM200 136H198V137H196V138H198V140L201 138ZM146 137H147V134H146ZM220 137V136H219ZM261 137V136H260ZM140 138V137H139ZM155 138V137H154ZM153 138V139H154ZM181 139V142H180V139ZM183 138V137H182ZM203 138V137H202ZM184 139V140H185ZM190 139V138H189ZM194 139V138H193ZM264 139V138H263ZM122 140V139H121ZM224 140V139H223ZM1 141V140H0ZM3 141V140H2ZM153 141V140H152ZM151 141V142H152ZM155 141V140H154ZM156 141H157V139H156ZM202 141V140H201ZM207 141V140H206ZM211 141V140H210ZM123 142V141H122ZM163 142H162V144H163ZM192 142H190V143H192ZM203 142V141H202ZM220 142V141H219ZM50 143V147H45L47 144H49ZM152 143H154V142H152ZM151 143V144H152ZM165 143V142H164ZM185 143V142H184ZM189 143V142H188ZM189 143V145H191ZM199 143H201V142H198V145H200ZM31 144V143H30ZM143 144V143H142ZM159 144V143H158ZM186 144V143H185ZM194 144H196V142H194ZM194 144H192V145H194ZM203 144V143H202ZM221 144H224L223 143V141L221 142ZM108 145V144H107ZM161 145V144H160ZM183 146H185L184 144H182ZM191 145V146H192ZM197 145V144H196ZM195 145V146H196ZM197 145V146H198ZM262 145H264V144H262ZM4 145H0V148L2 147L3 149H4V147H3ZM68 146V148L69 149H67L66 147ZM74 146H75V148H74ZM109 146V145H108ZM188 146V145H187ZM191 146H189V147H191ZM209 146V145H208ZM83 147V148H84ZM144 147H146V146H144ZM156 147V146H155ZM154 147V148H155ZM158 147V146H157ZM186 147V146H185ZM201 146H199V148H200ZM78 148V147H77ZM187 148V147H186ZM199 148H197L196 147V149L195 148H189V150L191 149V150H194L195 152H193L192 151V155H195L196 153V155H199V154H201V153H199L198 154V152H196L197 150H199ZM207 148V147H206ZM213 148V147H212ZM66 149V150H65ZM85 149V148H84ZM85 149V150H86ZM156 149V148H155ZM155 149L152 151V152H154L155 151ZM158 149V148H157ZM160 149V148H159ZM201 149V148H200ZM5 150V149H4ZM104 150V149H103ZM114 150V149H113ZM112 151V150H111ZM144 151H145V149H144ZM158 151V150H157ZM182 151H183V153H182ZM200 151V150H199ZM5 152V151H4ZM78 152H80V151H78ZM99 152V153H98ZM105 152V151H104ZM107 152V151H106ZM162 152H163V150H162ZM161 152V153H162ZM59 153V152H58ZM86 153V152H85ZM88 153V152H87ZM195 153V154H194ZM219 153V152H218ZM57 154V153H56ZM61 154V153H60ZM90 154V153H89ZM146 154V153H145ZM144 154V155H145ZM155 154V153H154ZM163 154H165L164 152H163ZM185 155H186V153H184ZM187 154H189V153H187ZM210 154H212V153H210ZM215 154V153H214ZM62 155V154H61ZM76 155V154H75ZM87 155V154H86ZM142 155V154H141ZM159 155V154H158ZM172 155V156H173ZM14 156V155H13ZM64 156V155H63ZM73 156V155H72ZM120 156V155H119ZM173 156V157H174ZM177 156V157H176ZM1 157V156H0ZM74 157V156H73ZM173 157H172V159H173ZM187 157V156H186ZM61 158V157H60ZM75 158H76V156H75ZM85 158V157H84ZM155 158V157H154ZM198 158V157H197ZM196 157H195V159H197ZM200 158V157H199ZM198 158V159H199ZM102 159V158H101ZM152 159H153V154H152ZM175 159H174V162H175ZM197 159V160H198ZM215 159V158H214ZM63 160V159H62ZM74 160V159H73ZM164 160V161H163ZM183 160H184V158H183ZM188 162L191 160H188V159H186ZM82 161V160H81ZM90 161V160H89ZM141 161H143V160H141ZM154 161V160H153ZM152 161V162H153ZM156 161V160H155ZM178 161V162H179ZM78 162H80V161H78ZM98 162V163H97ZM158 162H156V164L158 163ZM181 162V161H180ZM182 162H184V161H182ZM186 162V161H185ZM193 162V161H192ZM196 161H194V163H195ZM5 164H6V162H4ZM176 163V162H175ZM191 163V162H190ZM189 163V164H190ZM206 163V162H205ZM62 164H64V163H62ZM78 164V163H77ZM89 164H90V162H89ZM92 164V163H91ZM90 164V166L91 167H93L92 165ZM95 164V165H96ZM152 164H154V162L152 163ZM155 164V165H156ZM174 164V163H173ZM181 163H179V165H180ZM188 164V163H187ZM67 165V164H66ZM123 165V164H122ZM133 165V164H132ZM143 165V164H142ZM175 165H177V164H175ZM174 165V166H175ZM179 165H177L178 167H180L181 168V166L183 165V163L181 164V166H179ZM186 165V164H185ZM194 165H196V164H194ZM6 166H8V165H6ZM80 166V165H79ZM97 166V165H96ZM137 166H138V164H137ZM188 166V165H187ZM187 166H183V168L185 167H187ZM106 167V166H105ZM121 167V166H120ZM139 167V166H138ZM145 167H146V165H145ZM158 167V166H157ZM192 167V166H191ZM208 167V166H207ZM9 168V167H8ZM90 168V167H89ZM96 168V167H95ZM99 168V167H98ZM109 168V167H108ZM118 168V167H117ZM144 168V167H143ZM142 168V169H143ZM177 168V167H176ZM184 168V169H185ZM197 168V170H198V167H196ZM35 169H36V164H35ZM80 169V168H79ZM137 169V168H136ZM138 169H140V168H138ZM138 169H137V171H138ZM148 169H149V167H148ZM148 169H146V170H148ZM184 169H182V170H184ZM195 169V168H194ZM54 170H55V168H54ZM53 170V171H54ZM91 170V169H90ZM97 170V169H96ZM108 170V169H107ZM132 170V169H131ZM157 170H159V171H157ZM185 170H187V169H185ZM190 170H191V168H190ZM189 170V171H190ZM260 170H261V172H262V175H260L261 177L258 179L257 178V182H258V185H257V190L255 191L256 192V202H255V208H257V210H259V211H263L264 210V205H263V201H262V199H261V197H260V188L258 187V186H264V162H263V164L262 165H260ZM102 171H103V169H102ZM142 171V170H141ZM143 171H145V170H143ZM142 171V172H143ZM133 172V171H132ZM135 172V171H134ZM140 172V171H139ZM142 172H141V174H142ZM151 172V171H150ZM181 172V171H180ZM186 172V171H185ZM184 171L182 172V173H180V174H183V173H185ZM195 172V171H194ZM199 172H201L200 170H199ZM6 174V175H9V173H8V171H7V169L2 165V164H0V174ZM51 173V172H50ZM136 173V172H135ZM191 173V172H190ZM48 174V173H47ZM146 174V173H145ZM151 174V173H150ZM154 174V173H153ZM177 174V173H176ZM179 174V175H180ZM218 174V173H217ZM50 175V174H49ZM100 175V174H99ZM123 175H125V174H123ZM134 175V174H133ZM139 175V174H138ZM144 175V174H143ZM142 175V176H143ZM175 175V174H174ZM51 176H53V178L52 179H54V183H55V180H56V176L55 175H51ZM128 176V175H127ZM147 176V175H146ZM145 176V177H146ZM186 176H187V173H186ZM191 176V175H190ZM218 176V175H217ZM136 177H137V174H136ZM151 177V176H150ZM156 177V176H155ZM155 177H154V179H155ZM92 178V177H91ZM153 178V177H152ZM175 178V177H174ZM51 179V180H52ZM90 179V178H89ZM186 179H187V177H186ZM189 179V178H188ZM195 179V178H194ZM59 181H60V179H58ZM86 180H88V179H86ZM86 180H84V182L86 181ZM116 180H118L117 178H116ZM116 180H115V182H116ZM132 181H133V179H131ZM135 180V179H134ZM146 180V179H145ZM153 180V179H152ZM179 180V179H178ZM184 180V179H183ZM53 181V180H52ZM89 181V180H88ZM87 181V182H88ZM91 181V180H90ZM142 181H144L143 179L141 180V182ZM148 182H149V179L147 180ZM156 181V180H155ZM181 181V180H180ZM51 182V181H50ZM58 182V181H57ZM113 182H114V180H113ZM121 181H118V185H119V183H120ZM146 182V181H145ZM144 182V183H145ZM148 182H146V183H148ZM154 182V181H153ZM158 182L159 183H164L165 185H159L158 184ZM175 182V181H174ZM60 183V182H59ZM123 183V182H122ZM121 183V184H122ZM131 183V182H130ZM139 185H141L140 183H139V181L137 182ZM136 183V184H137ZM145 183V185H147ZM176 183V182H175ZM248 183H249V181H248ZM58 184V183H57ZM116 184V183H115ZM120 184V185H121ZM137 184V185H138ZM170 184H172V186L170 185ZM177 184V183H176ZM180 184V183H179ZM209 184V183H208ZM52 185H53V183H52ZM60 185V184H59ZM86 185V184H85ZM90 185V184H89ZM131 185H132V183H131ZM144 184L143 185H141V186H145ZM193 185V184H192ZM54 186V185H53ZM84 186V185H83ZM101 186H102V184H101ZM114 186H116V185H114ZM140 186V187H141ZM174 186H175V184H174ZM55 187V186H54ZM58 187V186H57ZM56 187V188H57ZM62 187V186H61ZM99 187H100V185H99ZM145 187H147V186H145ZM145 187H143L141 190H146V189H144ZM224 187V186H223ZM20 188V187H19ZM63 188H64V186H63ZM87 188H89V187H87ZM96 188V187H95ZM116 188H119L118 186H116ZM58 189V188H57ZM98 189H103L102 187L101 188H98ZM177 189V188H176ZM196 189V188H195ZM254 189V188H253ZM7 190V189H6ZM91 190V189H90ZM97 190V189H96ZM217 190H218V188H217ZM60 191V190H59ZM66 191V190H65ZM101 191V190H100ZM100 191H98V193L100 192ZM105 191V190H104ZM137 191V190H136ZM147 192H148V190H146ZM145 191V195H146V192ZM176 191V190H175ZM178 191V190H177ZM176 191V192H177ZM215 191H216V189H215ZM219 191V190H218ZM68 192V191H67ZM92 192V191H91ZM107 192V191H106ZM113 192V191H112ZM122 192H124V190L122 191ZM121 191H120V193H122ZM183 192V191H182ZM25 193V192H24ZM61 193L62 194H60V195H62V202H63V205H64V207H66V209L64 208V210L66 211L67 210V207H68V212H69V214H70V216H68L69 217V222L70 223H68V224H71V222L73 223V228H74V230L72 231V232H70V235H68V236H71V237H73V236H76V238H77V235L75 234L76 233V231H75V229H77V233L78 232H81L79 235H80V239H81V241H80V243H79V240H78V242L77 243H79V244H81L82 245V248L81 247H79V249H81L80 251H82L81 253H80V251H79V254H80V258H81V254H83V256H84V258H83V256H82V262H80V264L82 263V264H96V262H97V260H96V262H95V259L93 258V257H95V255L93 254V251H95L96 249L94 248V250L92 251V252H90V247H89V245H88V243H87V241L84 239V237L85 236H81V234L82 235H84L85 234V230L83 231V230H81V229H79V226L80 225H78V223H77V221L76 220H74V218H78L79 216V214L78 215H76L77 217H74V215H75V213H76V210H75V204H74V202H73V200L72 201H70L69 199H67V197H66V194H65V192L63 191V190H61ZM141 193H143V192H141ZM179 193V192H178ZM30 194V193H29ZM59 194V193H58ZM101 192L99 193V197H101ZM104 194H106V193H103V197H104ZM112 194V193H111ZM148 194H149V196H150V194H152V193H150V192H148ZM148 194H147V196H148ZM186 194V193H185ZM28 195V194H27ZM73 195V194H72ZM120 195V196H119ZM143 196V197H146V198H148L147 196ZM180 195H182V194H180ZM228 195V194H227ZM1 196V195H0ZM8 196V195H7ZM16 195H9V197L11 198V201L13 200H15L14 199V197H15ZM31 196V195H30ZM77 196V195H76ZM93 196V195H92ZM110 196V195H109ZM118 196L119 197H121V194H118ZM130 196H131V194H130ZM132 196H134V195H132ZM191 196V195H190ZM129 197V196H128ZM127 197V198H128ZM150 197H152V195L150 196ZM186 197V196H185ZM28 198V197H27ZM33 198V197H32ZM78 198V197H77ZM123 198V197H122ZM126 198V199H127ZM134 199L136 198V197H133ZM3 199V198H2ZM92 199H94V198H92ZM97 199V198H96ZM124 199H125V197H124ZM130 199V198H129ZM128 199V200H129ZM139 199V198H138ZM187 199V198H186ZM197 199V198H196ZM26 200V199H25ZM34 200H36V199H34ZM38 200V199H37ZM100 200V199H99ZM102 200H103V198H102ZM108 200V199H107ZM123 200V199H122ZM140 200L142 201V198H140ZM149 200H150V198H149ZM188 200V199H187ZM186 200V201H187ZM206 200V199H205ZM234 200V199H233ZM43 201V200H42ZM79 201V200H78ZM93 201V200H92ZM91 201V202H92ZM94 201H96V200H94ZM94 201H93V203H94ZM131 201V200H130ZM132 201H136V200H132ZM146 201H144L145 203H146ZM183 201V203H181ZM8 202V201H7ZM36 202V201H35ZM34 202V203H35ZM46 202V201H45ZM61 202V203H62ZM90 202V201H89ZM100 202H101V200H100ZM105 203H106V201H104ZM103 202V203H104ZM124 203H125V201H123ZM137 202V201H136ZM233 202V201H232ZM4 203V202H3ZM39 203V202H38ZM96 203V202H95ZM109 203V202H108ZM111 203V202H110ZM122 203V202H121ZM132 203V202H131ZM139 203V202H138ZM137 203V204H138ZM151 203V202H150ZM192 202H190V204H191ZM4 204H6V203H4ZM33 204V202H31V204L30 205H32ZM37 204V203H36ZM80 204H83V202L82 203H80ZM97 204H98V202H97ZM129 204V203H128ZM139 204H141V203H139ZM143 204V203H142ZM142 204L140 205L141 206V208H139L140 210L138 211V210H136V211H134V212H132L134 215H136L137 216V214L139 215V214H141L143 211V208H142ZM195 204V203H194ZM29 205V204H28ZM62 205V206H63ZM92 205V204H91ZM95 204H93V206H94ZM146 205V204H145ZM144 205V206H145ZM32 206H34V205H32ZM32 206H30V207H26L27 209L24 211V208H23V210L21 209L22 207H23V200L21 199H18V200H16V201H14V202H11V203H9V204H6L5 205V207L7 208V212L9 213V211H10V214L11 213H13L14 212V214H13V218L15 219V220H17V219H19V220H22V221H20V222H17L16 221V223L14 222V224H9V227L11 228V230L12 231H10V232H8V230H9V228L8 227H6V225H4V226H1L3 229H4V227H6L5 229H6V232L7 233H9V234H4V232H3V229L1 230L0 229V264H46V262L48 263V264H56V263H54L53 262V260H54V258H55V255H56V250L54 249L55 247H56V245H57V239H55L56 241V245H55V243H54V246L53 245H51L50 243H49V241H48V235L42 240L41 239V237H40V241L38 242V244H37V247L35 248V247H33V248H35V249H31L27 244H30V243H28L27 242V238H28V236L27 235H29V233H28V231L30 230L31 231V228H32V226L34 227V228H36V226H34V225H31L32 224V222H30L29 220H28V218H24L23 216L25 215H27V214H29L30 215V213L32 212V213H36V211L35 210H31V207ZM39 206V205H38ZM97 206V205H96ZM99 206V205H98ZM133 206V205H132ZM140 206H137V208L138 207H140ZM209 206V205H208ZM1 207V206H0ZM4 206L2 207V208H5ZM34 207H36V206H34ZM61 207V206H60ZM60 207L58 208V209H60ZM80 207V206H79ZM78 207V208H79ZM91 207V206H90ZM109 207H111V210H112V208H114L113 206H109ZM118 207V206H117ZM187 207V208H186ZM193 208H194V205L192 206ZM204 207V206H203ZM203 207L201 208L202 210H203ZM219 207V206H218ZM5 208V209H6ZM30 208V209H29ZM77 208V209H78ZM83 208V207H82ZM85 208H87V207H85ZM119 208V207H118ZM117 208V209H118ZM192 208V209H193ZM198 208V207H197ZM44 209V208H43ZM51 209V208H50ZM63 209V208H62ZM104 209V208H103ZM120 209H122V208H119V210ZM191 208H189V210H190ZM205 209V208H204ZM85 210V209H84ZM115 210H116V208H115ZM132 210V209H131ZM195 210V209H194ZM215 210V209H214ZM42 211V210H41ZM52 211V210H51ZM82 211V210H81ZM96 211V210H95ZM109 211V210H108ZM124 211V210H123ZM123 211H122V213H123ZM149 212H151L150 211V209L148 210ZM196 211V210H195ZM3 212V210H1L0 209V215H1V213ZM6 212V211H5ZM39 212V211H38ZM62 212V211H61ZM114 212H116V211H114ZM113 212V213H114ZM119 212V211H118ZM117 212V213H118ZM190 213L191 212H193L192 210L191 211H189ZM199 212H201V210H198V213ZM203 212V211H202ZM216 212V211H215ZM59 213V212H58ZM112 213V214H113ZM120 214V212L118 213L119 215H123V214ZM144 213V212H143ZM148 213V212H147ZM198 213H196L195 212V214L194 215H196V214H198ZM204 213V212H203ZM5 214V213H4ZM4 214H3V216H4ZM9 214V215H10ZM68 214V213H67ZM109 214V213H108ZM111 214V213H110ZM115 214V213H114ZM113 214V217L114 216H116L115 217V219H112L111 221H112V223H114L113 222V220H116V218H119V216H117L116 214L114 215ZM124 214H126V212L124 213ZM133 214H131V215H128V216H132ZM200 214V213H199ZM202 214V213H201ZM205 214V213H204ZM12 215V214H11ZM23 215V216H22ZM58 215V214H57ZM90 215H92L91 213H90ZM95 215H97L96 213H95ZM193 215V214H192ZM191 215V216H192ZM2 216V217H3ZM5 216H6V214H5ZM7 216H8V214H7ZM22 216V217H21ZM47 216V215H46ZM89 216V215H88ZM87 216V217H88ZM94 216V215H93ZM92 216V217H93ZM124 216V215H123ZM190 216V219H192V217ZM197 216V215H196ZM1 217V216H0ZM9 218H12V217H10V216H8ZM74 217V218H73ZM85 217V216H84ZM100 217V220H101V217L102 216H99ZM133 217V216H132ZM135 217V216H134ZM133 217V218H134ZM202 217V216H201ZM209 217V216H208ZM3 218H6V217H3ZM86 218V217H85ZM94 218V217H93ZM95 218H96V216H95ZM105 218V217H104ZM127 218V217H126ZM133 218H131V217H129V219H131V221H132V219ZM144 218V217H143ZM150 218V217H149ZM194 219L196 218V217H193ZM2 219V218H1ZM26 219L28 220V221H26ZM80 219V218H79ZM79 219H78V221H79ZM88 219V218H87ZM92 219V218H91ZM91 219H89V221L88 222H90V220ZM120 219H122V217L120 218ZM128 219V218H127ZM5 220V219H4ZM3 220V221H4ZM10 220V219H9ZM14 220V221H15ZM31 220V219H30ZM35 220H37V219H35ZM67 220H68V218H67ZM96 220H97V218H96ZM123 220H124V218H123ZM218 220V219H217ZM6 221V220H5ZM44 221V220H43ZM52 221V220H51ZM86 221V220H85ZM117 221V220H116ZM122 221V220H121ZM120 221V222H121ZM127 221V223L129 222L128 220H125V222ZM1 222L2 221H0V224H1ZM63 222V221H62ZM92 222H94V221H92ZM119 222V223H120ZM124 222V221H123ZM133 222H134V220H133ZM132 222V223H133ZM190 222H193V221H190ZM6 223V222H5ZM8 223H11V221L9 222L8 221ZM12 223H13V220H12ZM44 223V222H43ZM48 223V222H47ZM84 223V222H83ZM96 223V222H95ZM95 223H92L91 225H89L88 223L86 224V226L88 227V225H89V227L90 226H94L95 225ZM112 223H109V224H112ZM119 223L117 222V223H115V225H117L118 224V226H119ZM186 223L188 224L187 226H186ZM196 223V222H195ZM7 224V223H6ZM50 224V223H49ZM67 224V225H68ZM79 224H80V222H79ZM96 224H98V223H96ZM102 224H105V223H101L100 222V224L99 225H101L100 227H102V228H104L103 226H102ZM107 224V223H106ZM129 224V223H128ZM221 224V223H220ZM99 225H98V227H99ZM114 224H112V225H110V226H108V225H106V226H108V227H110V229H111V227L113 226ZM196 225V224H195ZM45 226H47L46 224H45ZM117 226V227H118ZM120 226H121V224H120ZM125 228H127V225L125 224ZM179 226H181V225H179ZM194 226V225H193ZM206 226V225H205ZM0 227V228H1ZM42 227V226H41ZM84 227V226H83ZM82 227V228H83ZM86 227V228H87ZM89 227H88V229H89ZM97 227V228H98ZM115 227V226H114ZM113 227V228H114ZM137 227V226H136ZM142 227V226H141ZM196 227H198V226H196ZM47 228V227H46ZM51 228V227H50ZM125 228H123V229H125ZM184 228L182 229V230H184ZM199 228V227H198ZM206 228V227H205ZM8 229V230H7ZM70 229H72V228H70ZM70 229H69V231H70ZM85 229V228H84ZM106 229H107V227H106ZM106 229H104V230H106ZM118 229V228H117ZM200 229H202L201 227H200ZM41 230V229H40ZM57 230V229H56ZM92 230V229H91ZM95 230V229H94ZM94 230H93V232H94ZM104 230H103V232H104ZM111 230H116V229H111ZM125 230H127V229H125ZM136 230H137V228L135 229V232H136ZM180 230H181V228H180ZM179 230V231H180ZM181 230V232H183ZM186 230H184V231H186ZM209 230V229H208ZM5 231V230H4ZM87 231V230H86ZM119 231H121V229L119 230ZM217 231V230H216ZM263 231V230H262ZM261 231V232H262ZM12 232V233H11ZM54 232V231H53ZM83 232H84V234H83ZM102 232V233H103ZM106 232H109V230L108 231H106ZM116 232H118L117 230H116ZM181 232H180V234H181ZM212 232V231H211ZM210 232V233H211ZM264 232V231H263ZM28 233V234H27ZM35 233H36V231H35ZM68 233V232H67ZM87 233V232H86ZM92 233V232H91ZM95 233V232H94ZM134 233V232H133ZM147 235H146V234ZM213 233V232H212ZM52 235H53V233H51ZM51 234H49V235H51ZM59 234V233H58ZM57 234V235H58ZM121 234V233H120ZM124 234V233H123ZM135 234V233H134ZM133 234V235H134ZM179 234V233H178ZM215 234V233H214ZM261 234H264V233H261ZM92 235H93V233H92ZM182 235H185V232H183L182 233ZM202 235V234H201ZM219 235V234H218ZM26 236H27V238H26ZM38 236V235H37ZM40 236H42V235H40ZM54 236H56V235H54ZM59 236V235H58ZM67 236V237H68ZM86 236H87V234H86ZM88 236H89V234H88ZM87 236V237H88ZM91 236V235H90ZM179 236V235H178ZM177 236V237H178ZM198 236H199V234H198ZM197 236V237H198ZM31 237V236H30ZM50 237V236H49ZM53 237V236H52ZM61 237V238H60ZM70 237V238H71ZM87 237H85V238H87ZM104 237V236H103ZM182 237V236H181ZM51 238V237H50ZM59 238L62 240V235L61 236H59ZM75 238V241L74 242H76L77 241V239ZM88 238H90V237H88ZM184 238H185V236H184ZM186 238H188V236L186 237ZM262 238V241H261V243H260V246L259 247H261V252H262V254L264 255V235L261 237ZM72 239H74V238H72ZM104 240H105V237L103 238ZM36 240V239H35ZM38 240H39V237H38ZM37 240V241H38ZM42 240V241H41ZM71 240V239H70ZM89 240V239H88ZM92 239H90V241H91ZM187 240V239H186ZM51 241H53L54 242V240H52L51 239ZM64 241V240H63ZM86 241V242H85ZM95 241V240H94ZM144 241V244L142 245V246H144V249H145V251H146V253L145 254H148L147 256L148 257H150V259L146 256L145 257V254H143L144 255V257L145 258H148V260H146V262H142L141 261V258L143 259V257H141L142 256V254L140 253V252H142V251H140V250H142L143 249V247L141 248L140 246H141V242H143ZM207 241V240H206ZM58 242L60 243L61 241H59L58 240ZM70 243H69V245L71 244V243H73V242H71V241H69ZM129 242H130V240H129ZM128 242V243H129ZM184 242V241H183ZM183 242H181V243H183ZM35 244H36V242H34ZM62 243V242H61ZM65 243V242H64ZM100 243V242H99ZM102 243V242H101ZM100 243V244H101ZM122 243V242H121ZM177 243V242H176ZM211 243V242H210ZM212 243H213V241H212ZM102 244H104L105 245V242H103ZM120 244V243H119ZM119 244H117V245H119ZM131 244V243H130ZM202 244H203V242H202ZM204 244H206V245H209V243L207 244V243H204ZM59 245V244H58ZM57 245V246H58ZM91 245V244H90ZM97 245H99V244H97ZM110 246H111V244H109ZM113 245V244H112ZM125 245V244H124ZM128 245V244H127ZM184 245V244H183ZM186 245V244H185ZM211 245V244H210ZM31 246V245H30ZM33 246V245H32ZM31 246V247H32ZM64 246V245H63ZM72 246V247H71ZM71 246H68L67 245V249H66V252H65V258H63L62 260L60 259V262L58 263V264H74V256L75 255H73L72 256V254H75V253H71V249L72 248H75V246H74V244H72ZM74 246V247H73ZM77 246V245H76ZM102 246V245H101ZM106 247H107V245H105ZM104 246V247H105ZM116 246V245H115ZM115 246H112V247H115ZM129 246V245H128ZM176 246V245H175ZM179 246H181V245H179ZM178 246V247H179ZM192 246V245H191ZM196 246V245H195ZM66 247V246H65ZM71 247V248H70ZM100 247V246H99ZM103 247V248H104ZM105 247V248H106ZM109 247V246H108ZM182 247V246H181ZM185 247V246H184ZM206 247H208V246H206ZM205 247V248H206ZM29 248H30V250H29ZM56 248H58V247H56ZM77 248H78V246H77ZM77 248H75V249H77ZM90 248V249H89ZM186 248V247H185ZM188 248H189V245H188ZM65 249V248H64ZM112 249H116V248H112ZM111 249V250H112ZM124 246H118L117 247V250L121 253V255H123L124 253L126 254L127 252L125 251L123 254H122V251H124V250H126V248L124 249ZM128 249V248H127ZM184 249V248H183ZM72 250H74V249H72ZM78 250V249H77ZM108 250V249H107ZM116 250V251H117ZM177 250V251H176ZM193 250V249H192ZM194 250H196V249H194ZM64 251V250H63ZM97 251H99L98 249H97ZM106 251V249L104 250V252ZM109 251V250H108ZM114 251V250H113ZM144 251V250H143ZM144 251V252H145ZM225 251V250H224ZM77 252V251H76ZM107 252V251H106ZM105 252V253H106ZM111 252V254H112V251H110ZM110 252H107V253H110ZM118 252V253H119ZM187 252H188V250H187ZM99 253V252H98ZM101 253V252H100ZM115 254H117L116 252H114ZM182 253H184L185 254V252H182ZM57 254H58V252H57ZM63 254V253H62ZM194 254V253H193ZM96 255H98V254H96ZM102 255V254H101ZM110 255V254H109ZM119 255V254H118ZM117 255V256H118ZM128 255H130L129 257H131L132 258V255H131V253H128ZM57 256V255H56ZM78 255H76V257L75 258H77L76 260L77 261H75V262H77L78 263V261L80 260H78V258L79 257H77ZM99 256V255H98ZM120 256V255H119ZM118 256V257H119ZM124 256V255H123ZM181 256H182V254H181ZM212 256V255H211ZM100 257V256H99ZM108 257V256H107ZM115 257V256H114ZM125 258H126V256H124ZM178 257H180V256H178ZM60 258H62V257H60ZM96 258V257H95ZM125 258H121V256H120V259L119 260H125ZM182 258V257H181ZM59 259V258H58ZM65 259V260H64ZM96 259H98L99 260V258L97 257ZM129 259V258H128ZM56 260V259H55ZM80 260V261H81ZM101 260V259H100ZM59 261V260H58ZM125 261H127V260H125ZM131 261V260H130ZM179 261H181V262H183L181 259L179 260ZM177 262V264L178 263H180V262ZM99 262V261H98ZM97 262V263H98ZM101 262V261H100ZM117 263H119L118 261H116ZM115 262V263H116ZM120 262H122V261H120ZM113 263V262H112ZM129 263V262H128ZM98 264H100V263H98ZM102 264H105L104 262L102 263ZM124 264V263H123ZM181 264V263H180Z\"/></svg>",
	"mask_w": 264,
	"mask_h": 264
}]
</instances>
